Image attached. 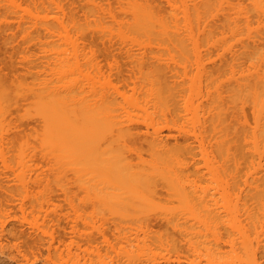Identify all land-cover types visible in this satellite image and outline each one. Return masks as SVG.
<instances>
[{"label": "bare ground", "instance_id": "1", "mask_svg": "<svg viewBox=\"0 0 264 264\" xmlns=\"http://www.w3.org/2000/svg\"><path fill=\"white\" fill-rule=\"evenodd\" d=\"M28 1L29 0H26L25 2H28ZM17 2H18V0H0V11L2 13L5 11L8 14H13V16L15 14L16 18H18V19H14L15 16L14 17H12V15H9V16H11V19L14 20V21L13 20L12 21L14 22L15 27L16 26L18 27L17 28L18 30L23 29V31H21V34L23 32H25L24 35L25 34L27 35V32H29V31H27V29L28 30L33 29L34 33L31 35L34 36L35 34H37V38H38V36H41V34H42L44 39H48V40H44L43 37L41 36L42 39L44 40V42L46 41V43H44V42L41 43L40 37L38 40L41 43V46L44 47L47 44V46H49V48H50V50L49 49L47 50L48 47L46 46L45 51H44V49L41 50L42 52L44 51L43 53H41V51H40V53L43 54V56L46 55L47 53L48 54L52 53L51 55H49V57H48L49 59H52L53 55L55 56V58L53 57V59L50 61L53 62V60H55L54 61L55 63H52V62L51 63L53 64V66L57 70L55 68L54 69L50 68L53 66L51 63L49 65V62H48L49 59L45 58L47 55L44 56L45 59H48L47 62H48L49 70L53 69L51 76L54 74V76L60 77V76H62V73H63V76L60 77V79L61 78L65 79L64 75H66V74H68V75H66L67 78L65 80L61 79L62 82L61 81L58 82L60 79L58 80V78L55 77L58 81L57 80H54V81H55V83H57V82L59 83V84L57 83L59 86V89H58L57 84L54 83V81H50L51 85L54 83L53 86H51L50 82L47 80L49 82V84H48V82H47V84L49 86H51L50 89L48 86H47V88L44 87L45 85L43 83H42L43 85L42 84L40 85L43 87L40 88L39 90H41V89L43 90V88H44V92L46 90H49L48 92H50V90H51V92H52L51 96L47 92H46L47 93L46 94V93L36 89V92L37 93L39 92V93L37 94L35 92L36 96H34V98L36 97L35 98L36 102L33 99L34 102L37 104V106L35 103L33 104L35 106L34 112H36V110H39L36 112V115H37V113H40L41 116H42V113L44 115L45 112H46V114H47V112L49 114L46 116L47 118L45 117V115H46L45 114L43 116L45 118L42 117V120H37L38 122H40V121L42 122V123L41 122L40 123L43 125H41V124L40 125L43 128H40V126H38V128L42 129L41 130L42 132L40 131L41 133L36 128V131L38 133H40L41 135H39L37 132L35 133V131L33 132V136L36 134H38V137L41 136V138H39V139L36 136L34 137L35 140H36V138H37V140H39L38 141L39 146L37 145L36 148L34 146H30V147L25 146V145H27L26 143H28V145H29V143L31 142L30 144H32L34 139L29 140L30 142L28 141V139H24L27 142L24 143V145H23L22 143L17 142L23 138H17V139H15L16 140L15 141L14 138H16V137H14L12 139V138H10V136L5 137L6 134H5V136L2 135L7 130L6 127H4V126L6 124L5 122H7L6 119L9 116H11V112H10V110L12 109L11 106H13V104H14V107H13V109H14L15 105H18V104L13 103L15 101H13L11 103L10 99L8 101L7 99L9 97H7V95H9V94H7V93H6L7 95L3 94V92L5 93V91H4V89L0 88V90L2 89V91H3V92L1 91L2 95H0V97L6 95L4 98H6L5 100H7L6 101L7 105H3V104H5L4 101H3L4 103L0 102L1 103L0 106L2 105L1 109H4L5 106H8L10 104L9 109H8V107H9L8 106V107H5V110H2V112H4V113L0 112V114H2L1 115L2 117L0 116L1 119L3 118V116L5 114L8 116L7 117L5 115L3 118V121L6 118L5 122H4L5 124L3 123L2 120H0V127L2 128V130L6 129V130H4V132H2V130H0L2 132V134L0 133V145H1L0 146V161H1L0 164L5 169V170L2 169L3 171L2 170H0V171H2L3 173H4V171H6L9 175V176H5V175H7V173L5 175L2 173V176L3 175L4 176L3 177L0 176V257L4 256V248H6L9 244H12V245L21 244V246L23 245L31 251L33 249H35V251L37 253L39 251L41 252L42 250H45L47 252H51V251H57L59 249V245H61L64 242L65 238H63V237H67L68 234L70 233L69 230H67L68 227H65V224L71 223L70 222L71 221L70 220L71 219L70 218L71 213L69 214L67 212H63L61 209H60V211H58L59 208H57L58 209L57 210L55 208L53 209V207L56 206V204L54 205L55 201L59 202V200L61 199L60 197L63 194L64 198H63V196H62V198L65 200V201H63V203L64 202L67 204L69 203L68 205L67 204L66 205L68 207H70V210L72 209L71 205L74 204L71 201L72 198L74 199V196L71 197L72 191H69L67 189V191H66L67 194L69 191V194L67 196L66 193H64V191H62V189H61V188H63V187H61V185H63L64 187H66V186H65V184H61V183L63 181V183L69 182L68 184H70V182H72V181L69 178H71L70 176L72 174H73V178H74V175H77L78 177L75 176V178L76 179L79 178L81 180V175L83 176L84 173L85 174L89 173V172H85V171H88L89 168L87 170H86L87 167H85L83 169V164H84L83 162H84V160H86L83 157V154L85 157L90 155V154L87 156L85 155V153L88 152L87 151L88 148L86 149L84 147V144H83L84 143L83 139L85 136H87V137H85V140L89 139V137L92 140L95 138V141L97 139L98 141H96V142L98 143V146H100L99 142L102 143L104 141V139L106 140L105 142H107L108 139L109 140L116 139L117 141L114 140L115 144L112 142L115 146V147L111 146V147H113V150L112 151L110 150L112 148L109 149L111 152H113L115 154H116L115 151L117 149L120 150V148H123L124 144L126 142H128V140H130L129 141L130 144H131V142L132 143L138 142L137 145L135 144V146H136L135 150H137L136 152L139 151L138 153H140V151L142 150V149L141 150L139 149V148H141L140 147L141 145H139L138 148H137V146H138V144H140L139 142H141V144H142L141 140H143L144 144L146 143L149 147V148H147L149 151L147 149H146V151L149 152L150 154L151 153L154 154V156H153V154L150 155L151 156L150 160H153L155 158L154 160L156 161V164L158 165L157 166L156 164L153 163L154 160L149 165V161H150L149 159H148L149 161H147V162L145 161L146 163L142 162L145 159H140L141 157L139 156V158H138L139 161L135 166L136 162L132 163L131 159L126 157V154L123 155V152H124L123 150L121 153H119V150H118L117 153H119V154H117V155L119 156V158H121L120 157L121 155L124 156L128 160H126L124 157H122L121 159H124L127 162H125L124 160H121V159H119L120 160L119 161L117 155L115 157L117 158V160L119 162L116 160L112 161L113 158H115L113 155H112L113 158L111 157L112 160L110 161V158H109L110 156H108V155L111 152L107 153V151H106L107 154H103V155H105L104 157L108 156L107 158H109V160L107 162L105 161V164L102 163L104 161L103 159H102L103 161H101V162L98 161L99 163L97 162V164H99L98 167H100L101 170L100 169L97 170L95 168V166H93L94 167V168H92L93 171L90 172L91 175L93 173L96 174V172H97V174H100L99 177H101V181H100L99 177H94L95 175L87 177L89 179L93 178V179H91V181H92L91 183H93L94 188H95V186H97L98 183L101 185L98 184V187H97V189H95L96 190L95 191L92 187L93 186L92 184H91L92 185L91 186V185L85 183V184H87V188H88V186L89 187L91 186L90 187L91 190L88 188L87 189L88 191H87L85 188V190L87 192L91 191L93 193V191H94V195L91 192H90L91 194L89 193L88 195H90V196L93 195L92 198H96L95 200L92 201L90 199L91 197L87 196L88 198L89 197L90 198L89 199L86 198V200H87L86 202H89V200H90V202H89L90 206H91V202H92V204L96 203L97 207L101 204L99 207L100 208L106 207L107 209L106 208L105 209H106V211L109 212L110 216L112 214H114L118 209H120L119 210L120 213H118V211L115 213V214H119L118 217L119 216L124 217V215L127 217V214L130 215L129 214L130 212H132L131 215L133 213H136L135 216L132 215V216H134L133 217L134 220H138L139 225L143 226L146 229V232H148L149 229L151 232L152 226H153V228L154 227L157 228V225H158V228H159V226H160L159 221L162 218H163L162 220H164V218L166 220V218L168 217L169 213L167 214L166 211H164L165 213H163V216H159L162 214V213H160V210L161 211H163V210L169 211L172 209L173 212L178 210L176 208H179L180 211L184 209L183 211H185V212H187L188 209L192 210V211H188V213H184L182 211H181V213L179 212L180 215H182L181 218H180V215L177 214L179 210L174 213L176 215H174L172 213L174 215L173 217L171 216V212H172L171 211L170 215H169V217L171 216V218L170 219H168L169 217L167 218L168 220H166V222H164L166 224H164L163 221L161 220L160 222H162V223H161L160 227H163V224L165 225V227H167L168 226L167 221H170L171 219H173L175 216L177 217L178 215H179V219L175 218L174 221L171 220V223L175 222V220H177V221L181 220L182 221V217H183V220L186 217L185 219L187 221H192L194 219V221H196L197 223H200V221L198 222V220H196L193 217L195 214H196L195 216H198V214L201 215L203 212L205 217L207 215V218L205 219V221H203L204 218H202L203 219L202 222H204L203 223L204 225H205V222L206 223L211 222L209 219L211 218L210 216H213V220L211 218L213 225L210 226L211 223L210 224L207 223V225H206V226L209 225V229L213 228V229H210L212 231L209 230V233H212L213 234L212 236L214 237L215 236L214 231L215 232L217 231L216 234H217V236L220 235V236H218V237H220V239L225 240L227 237L228 240H226V241L231 243L230 245L228 243V246H230V247L227 248V243L225 241V247H226L225 249L227 251L231 250V251H229V254L230 253L231 254L228 257V260L225 259L226 257H223L224 255H227L225 250H224L225 252L220 253L219 251L216 252L217 250H215L214 248H211V249H214V252L212 250V254H214L213 256H215L214 258H216L217 262L220 261V259L223 257L221 259V261L225 260V262L222 261L221 264H225V263L226 264H264V180H263L264 177L262 176V175H264V172H261L264 169L261 168L259 170L258 167L260 168V166L263 163L261 162L262 163L261 164L259 162V164H261V165L256 166L257 163L255 161H257V160H254V159H256V157H258L261 160H262V158H264V155H263L264 154V104L262 103L264 101H262V99H261V97L262 98L264 97V93H263L264 91H262L264 88V87H262V86H264V84H263L264 83V81H263L264 70L261 69V67L264 68V64H263V66H261V63H262L261 61L263 60V62H264V57H263L264 53L262 51V49H264L263 48V46H264V0H157L158 3H156V0H30L28 5H26V4L23 5L22 2H20L22 4L21 5L19 2H18L19 4ZM159 2L160 3L162 2L163 4H159ZM162 5H164L166 8L164 6L162 7ZM22 6H24V7H22ZM2 13H0V14H2ZM4 14H6V13L2 14L3 17H4ZM2 16L0 15L1 22L5 18H7L6 17L7 14L4 18H2ZM8 18H10V17H8ZM7 19L4 20L3 22L5 23L7 21ZM16 20H18L16 23L17 25L15 24ZM3 22H2V24H3ZM9 22L11 23V21H8V23L6 22L7 23L6 25H3L6 28L5 31H8V30L11 31L12 27L14 26V25H12L13 24V22H12V24H11L12 27H10ZM10 33H12V32H10ZM10 33L8 35L10 40L6 36L9 41H11V39H14L13 38L14 36L13 37L11 36V35H14V33L13 34H10ZM30 33H32V32L30 31ZM30 33H28L29 36H30ZM24 35H22V37ZM92 35L93 36L96 35V38H94ZM33 36H31V37H33ZM35 36H34V38H35ZM25 37L26 36H24L22 38V39H24V41H28L30 43V42H33V40H34V42L37 41V43L40 44L37 39H33V38L28 39V36L25 39ZM94 39H96L97 42L99 41L97 43L98 45H99V43H101L100 44L101 46L100 45L99 46L101 47L102 54L104 53L103 54L104 57L101 56L102 54L100 56L103 57L102 61H104V58L107 61V63H104L103 66L108 65V67H109V65H110L112 67L113 63L110 62L111 60L114 62V65H116V67L113 66V68H112L115 70H112L111 67L108 68L109 71L111 72L110 75L113 74L112 72H114V75L119 76V78H117V80L121 79L123 81L124 80L123 78H124V75L126 74L127 68L125 70L124 69L121 70V68H124V67H123V65H121L122 61H119V60H121V59L123 60V58H124V60H126L124 63H126L127 65L129 64L131 66L130 70H128L129 73H127V75H129V77L132 75L133 78L131 77L130 79L133 82H131V83L135 84V86L139 80L140 84L138 82L137 86L138 87L140 86V88H138L139 90L138 89L136 90V87L134 85H132V87H134V89L131 90V94L130 93L129 94L132 95V92H134L136 90V92L137 91L140 92V94H138V92H137V94L141 95L142 96V97L140 96L141 98H138L139 96L136 97L137 95L135 96V92L133 93V95L135 97H130V95L129 94L127 95L126 93L120 94V92H119L118 96L121 95L122 98H125L122 96L124 94V95H127L129 97L127 98V96H126L127 99L125 98L126 99V100L124 99L125 101H123V99L119 98V97H118L119 99H116L117 97H113L114 95L117 96L116 91H113V90L118 91L116 86H115L116 88L112 90V93H110V95L108 94L109 96H107V94H105L107 91V90H105V84L108 86L110 84H107L105 82L109 81L108 83H110L111 78L114 76L111 75L110 79H107L108 74H106V73H109V72L105 73L104 70L103 71L100 70L103 68V66L100 65L101 63L99 64L100 65L99 69L96 67L95 64H93V65H95L94 66V67H96L95 69H97V71H99L98 72V73H100L99 77L102 75L104 77V80L102 79L103 77H101L99 79L100 82L103 81L105 83V84H103L104 86H101V88L103 87L102 89L104 90V93H102V95H99V92L101 93V91H102V90L100 91V89H101L100 88L97 91L98 94H93V97L91 96L92 95L91 94L90 95L91 97L89 98V96L86 94L87 91L89 90L91 93H93L95 91H93V89H91V90L89 89V87H92V84L94 82L92 83V80L89 81V80H87V78L89 79L88 76H90V75H91L90 78L93 77V75H94L93 73H95L93 71H95V70L91 71V67H93L91 62L89 63V61H87L86 59H85L86 61H83V57H85V55L87 56V54H84L83 52L86 53V49L88 50V46L90 49L91 44L92 45L94 44V46L95 45L97 46V44L94 43V41H96ZM8 40L6 39V41H8ZM6 41L4 40L5 44H6ZM9 41L7 43H10ZM32 44L35 47L36 46H38V48L40 47L38 44L35 45L36 43H32ZM42 44H44V45H42ZM43 47H40V48H43ZM52 48H53V50H52ZM102 48H103L104 52H103ZM46 51H47V53H45ZM95 55H96V53H95ZM108 59L109 60L111 59V60L109 61ZM117 59H119V60H117ZM211 60L215 61V62L219 60L220 63L216 62V65H214L212 67L213 63L211 62ZM81 61L86 62V63L88 62L87 64L90 68L88 66H85L86 63L84 64ZM106 61H104V62H106ZM108 61H109V63H108ZM208 61H210L211 63H208ZM47 62H46V64H47ZM119 63H120V66L118 65ZM218 63H219V66L217 68L216 66L218 65ZM89 64H91V66ZM126 64H125V67H127ZM207 64L209 67L207 66ZM210 64H212V65H210ZM83 66H84V68H83ZM101 66H102V68H101ZM221 67L223 68V70ZM36 68H37V66H36ZM214 68L216 70L217 69L218 70L216 71ZM128 69H129V67H128ZM51 70H50V72H51ZM88 70H89V72H88ZM213 70L215 72H218L221 70L222 72L225 73V75L223 74L225 76L224 77L221 75L222 72L220 71V74L218 76L219 78L221 77L220 80H223L222 77H224L225 78L224 80L226 82H228V83L230 81H233V82H230L231 84L230 83L228 84V83L224 82V80H223V82L221 81L222 83L216 84L215 79L217 78V81H218L217 75L219 72L216 74ZM90 71L93 73L91 74ZM101 71L103 73H105L106 76H104V74ZM105 71H107V66L105 68ZM123 71H125V72H123ZM226 71H228V72H226ZM43 72H45V71L43 70ZM134 72H136V73H134ZM57 73H59V74H57ZM87 73H90V74H88V76H87ZM227 73H228L229 77H231L230 75H232L233 79L227 77V75H226ZM55 74H57V75H55ZM127 75H125V76L127 77ZM136 75L138 76L137 78H136ZM48 76H46V77H48ZM54 76H52L53 77L52 79H55ZM69 76H72V77H69ZM180 76H182V78ZM36 77H38V76H36ZM43 77H44V75H43ZM68 77L70 78L71 83L69 82ZM171 77H173V78L177 77L176 79L174 78L177 83L180 79H183V77H185V79H183V80H185V82H186V78L190 77V78H187V80H188L187 82H189V84L188 83L185 84L184 81L182 83H180V81H179V83L183 84V86H185V85L187 86V84L189 86H187V88H184L179 83L178 84L176 83L177 87H176V85H174V87H170V84L171 85L173 84V83L169 82V81H171ZM178 77L180 78L179 80H178ZM108 78H109V75H108ZM173 78H172V80L174 81ZM228 78L231 80H229ZM91 79H94V77ZM168 79H170V80L168 81ZM226 79H228V80H226ZM66 80L68 81V84L66 83L64 85ZM134 80L136 81V83ZM166 80H167V83H166ZM40 81H41V79H40ZM88 81L91 83V85H88V84H90ZM96 81L98 82V80H95V82ZM100 82L97 85H99V86H100V84L102 85V83H100ZM69 83H70V85H69ZM112 83L113 82H111V85H112L111 87L107 86L108 90H111V88H113ZM260 83H262L263 85ZM32 84H30V86ZM37 84H38V81H37ZM61 84L64 86L62 87ZM226 84H228V85L226 86ZM54 85H56L57 88H53V87H55ZM66 85H69V86L65 87ZM224 85L226 87H224ZM259 85L260 86L262 85L261 86V88H262L261 92H260L261 88H258ZM95 86H96V84H95ZM179 86L183 87L184 90L185 89H187V90L183 91L182 88L179 89ZM34 88H35V86H34ZM60 88H62L63 90L62 89L60 90ZM175 88H178L179 90H177ZM15 89H16V87H15ZM181 89H182V92H181ZM187 91L189 94H187V96L184 97L183 95H185V93ZM18 92H20V91H18ZM27 92H28V90L26 91V93ZM90 92L88 94H90ZM179 92L181 93V95L180 94H179L180 96L176 95V93L178 94ZM42 93H44V96L41 97V95H43ZM75 93H77L76 94L77 96H82V97H77L75 95ZM107 93H109V91ZM82 94H84V95L86 94V96H88V97L83 96ZM224 94L226 96H223ZM19 95H22V93H20ZM47 95L50 96L49 97L50 99H48L46 97ZM111 95H112V98H114V100L110 99ZM194 95H196V96L194 98L192 97V99H190L191 98L190 96H194ZM96 96L100 100L97 99ZM176 96H178L177 97L178 99H176ZM188 96H189V98H188ZM43 97L44 98L46 97L45 99H47V100L43 99ZM94 97H96V99L98 100L96 102V104H95V102H93L96 100ZM181 97L182 98L184 97V99H181ZM186 97L188 99H186ZM196 97L199 100H197ZM225 97H226L227 102H226V100L224 101ZM240 97H241L240 100H242V101L244 98L246 99V97H247L248 98L247 101H244V103H247V104H244V103L242 104V101H238V99H237L238 102L236 103V101L234 99L240 98ZM227 98H229V101ZM249 98H250V101L252 100V98H254V102L251 101L252 103L250 104ZM16 99L17 98L15 97V99H13V100H16ZM18 99H19V97H18ZM22 99L24 101H26L27 96H26V98L23 97ZM88 99H90V100L93 99V101L91 100L92 102H89L90 100H88ZM115 99L118 102H115L116 101ZM120 99H122L123 104H121ZM193 99L194 100L196 99V102H195L196 104L193 102L194 101ZM230 99H231V102L233 99V102H232L233 104L230 102ZM0 100H3V99H0ZM21 100H19V101H21ZM29 100H30V98H29ZM181 100H184V102ZM41 101H44V102H41ZM99 101H100V104H98ZM180 101L183 102L184 104H181ZM8 102H10V103H8ZM38 102L39 103L41 102L40 103L41 105L44 103L42 105V107H44L43 109L41 108V105L38 104ZM67 102H68V104H67ZM124 102H126V103H124ZM179 102H180V104H179ZM228 102H230V104ZM69 103H71V104H69ZM90 103H93V104H90ZM116 103H118V104H116ZM46 104H49L51 106H49V108H48V105H46ZM54 104L58 105V107H56V105H54ZM38 105H40V108ZM52 105L55 106L57 109H55V107L53 109ZM29 106H31V105H29ZM59 106L61 107V109L59 108ZM93 106L94 107L98 106L99 117H97V113H95V112H97V110L94 109L95 111L94 112L92 111L94 114V117L92 116V118H97V119L99 118L98 120H100V122H103L104 124L103 123H101V124H103L104 126H102L103 128L101 127L100 129H98V127H100V126L97 127V125L98 124L100 125V122H98L97 119H94L95 121H97V123H96L93 120L95 125H96V127L94 125V127H95L94 128L92 125L94 123L91 124L88 121V124H87L86 119L85 120L83 119L84 120L83 122H85V124H86L84 126V128H85L84 129L83 124L81 125V123H83V122H81L82 120H80V118H82V117L79 114L81 113L83 115V113H85V111L87 113H89L90 110H92ZM229 106H231V107H229ZM66 107H67V111H68V108H70L69 112H71L72 115L70 113H68L70 115H66V113H67ZM246 107H248V108L250 107L252 115H253L252 116L253 117L252 122H251L252 126L250 123L247 124L248 121H246V120H248V119H245V117L247 118V116H246V113L243 112V110L245 111ZM233 108L236 111H238V116L241 115L240 118L236 117L237 115L234 116V114L236 113L234 111L235 113L232 115L235 117V118L233 117L234 119L237 120L239 118L240 120H242L241 117L244 116L243 125H244V127L246 126L245 129H243L244 128V127L242 128L243 125L240 122H238L239 119L237 120V122H235L236 124H239V123L241 124L240 126L237 125V127L239 126V128L243 129L242 130L243 132L240 131L241 134L237 132V130L239 131V128H237L236 125H232L233 130H231V132L229 130L232 127L230 125L232 123V121L229 123L230 117H228V116L233 113V110H234ZM45 109H46V111H45ZM52 109L54 110L53 112L56 115L53 114V112L51 111ZM63 109H65V111H64V112H66L65 114H64V112L62 113V111H61ZM230 109H231L232 113L229 112L230 114H228V116H227L226 113H227V111H230ZM55 110L57 111V113ZM78 110H79V113L77 112ZM87 110H89V111H87ZM58 111H60V112L58 113ZM8 112L10 113V115L7 114ZM49 112H51V114ZM243 113H245V115H242ZM95 114H96V116H95ZM24 115H25V113H24ZM36 115L33 116V120H34V117H36ZM87 115H91V113L87 114ZM167 115H168V117H166ZM225 115H226V117H228V121H227V118L225 117ZM169 116H170V118H169ZM21 117H24V116H21ZM171 117H173V118L171 119ZM28 118H30V117H28ZM37 118L38 119L40 118L39 114H38ZM73 118H74V120H73ZM90 118H91V116H90ZM167 118H168V120H167ZM174 118H176V119H174ZM233 118H231V119H233ZM9 119L10 118H8L7 120H9ZM22 119H24V118H22ZM180 119H182L181 122H183V125L179 127L178 126L179 123L177 125L176 121L177 120L179 121ZM234 119H233V124H235ZM26 120H27V117H26ZM26 120H24V121H26ZM1 121L4 124L3 126L1 125ZM27 121H29V120H27ZM90 122H92L91 119H90ZM227 122L229 124H227ZM89 125H90V127H89ZM142 126L145 129L144 131H143V129H141L142 131L139 129L140 127L142 128ZM3 127H4V129H3ZM11 128L9 127L8 129H11ZM86 128L87 129L89 128L88 130L92 129V130H90L91 133H90V131H89V133H86V132H88ZM162 129H165L164 131L166 132V134L163 133ZM166 129L169 132L170 131L173 132V130L175 129L177 131V134H178L177 137L178 138L176 137V135H177L176 131H175V133H173L176 135H173V134H171V132L168 133ZM98 130H100V131L98 132ZM95 132H97V133H95ZM100 132L104 136L99 135V134H101ZM11 134L13 135V133H11ZM90 134H91V136L94 135L95 137L94 136H93L94 138L91 137ZM96 134L99 136H97ZM181 134L185 135V137H186V138H184L182 136V138H184V140L182 138H181V140L184 143L188 142V144H185L184 146L188 145V147H189V145H190L189 141L194 140V141H196V145H197V143L199 141L201 144L205 140L206 142L208 141V143H209L208 146L210 148L208 146H206L210 149V151H209V149H208V151L211 152L213 149V151L215 152V153L211 152L208 154H211L210 159H212V154H214L212 162L214 160V163H215L216 158H217L216 164L212 163L214 165L211 164L209 166L210 167L209 168L208 164H207L209 158L207 157V154H205V156L208 158L207 159L205 157V159H207V160L204 159L205 162L207 161L206 162L207 165L205 164V162H204L205 165H203L206 168L208 167L210 170H211V168H213V170L210 171L213 173L208 172L209 171L208 168L206 169V170H208L207 171L208 174L210 173L212 175V177L210 175L206 174L207 172H202V171L197 172L196 171V173H198V174H200V173L204 174L205 173L206 175H208V177L206 175L203 176L201 174L199 176L200 177L202 176L204 178H205V176H206V178L210 177L212 179L214 185L212 184V182H211V184L208 183L207 181L205 182V180H208V181L211 180L210 178L205 179V180L202 178V181L204 180L203 182L205 184H209L210 187H211V185L213 186V188H214V186H216V188L221 190V192L217 191V192H219L218 195L216 194L217 192H214V191H216V189L211 190V191L209 190L212 195L209 194L211 197H209L208 195L207 196L209 198L208 200H210L214 196L213 193H215V197H216V195L218 197L220 196L221 202H219V204L222 203L220 205H222L223 208L220 205H219V207H221L222 210H224V211L226 209V211L224 213V214H226L225 215L226 218L222 217L223 212L221 211V209H219V211H220L219 212L217 209L219 207H217L215 205L216 203H214V202H217L218 197H217V199L212 198L213 201L215 200L214 202H211L212 199H211V201L206 200V198H207L206 194L210 193L209 191L207 193H205L208 190L207 189L205 191V189L207 188L206 187L207 185L202 186V184L200 183L201 188L197 189V188L193 187V184H197V183L199 184V182H201V180H198L195 182V181H192V179H191L190 181H192V182H190V181L188 182L187 181V179L189 178L188 175H191L189 173L187 175V177H188L187 179L184 177V176H186L187 171H189L187 168L184 167V165H186V164H184V163H186L185 160H183L184 162L182 161V163H181V165L183 164L182 166L187 170L185 172L183 170L184 168L181 169L182 171L180 169H178L180 162H176V164H178V166H176V164L174 163L177 160V158L180 156L179 154L183 153L182 151H185L184 148H186V147L182 146L183 144H181V146L183 148V149L181 148L182 150L179 149V151H181V152L178 153L179 151L176 150V149H178V147H180L179 143H178L179 146L177 145V141H179V138H180L179 136H181ZM239 134H240V138H238ZM80 135L82 138L80 137ZM83 135H84V137H83ZM141 135L144 137V139L140 138ZM236 135H237V137H236ZM31 136H32V134H31ZM17 137H19V136H17ZM103 137H105V138L102 139ZM137 137H139L140 139L139 138L137 139ZM8 138L12 139V140H10V139L9 140L11 141V143L13 142V144L15 141L17 146H16V144L11 145L10 141L7 140ZM125 138L128 139V140H126V142L123 141L125 143L119 142V141L124 140ZM130 138L133 139V141ZM187 138L188 139L194 138V139L188 140ZM5 139L7 140V143H4V141L6 142ZM81 139H82V141H81ZM99 139H100V141H99ZM118 139H119V141H118ZM169 139L170 140L173 139L171 141L172 142L174 141L175 143L174 144L171 143ZM220 139H221V141H220ZM222 139H225V141H226V142L223 141L224 142L223 145L226 144V147L224 146L225 148L221 145ZM226 139L230 140V143H231L230 145L227 143L229 141ZM134 140H135V142H134ZM136 140H138V141L136 142ZM186 140H188V141H186ZM197 140H198V142H197ZM8 141H9V145H11V146H9L10 149H11V147H14V148H12L13 150L11 149V151H13L12 153L9 150V147L6 148L7 146L5 147L3 145V143L8 145ZM77 141H78V143L79 142L81 143L80 146L77 143ZM92 142L94 143V141H92ZM92 142L90 141L91 144H92ZM109 142H111V141H108V144H109ZM204 142L202 144H204ZM34 143L33 144L36 146L37 142L35 141ZM129 143H126V145H125L126 148H128L127 144H129ZM167 143L168 144L170 143V145H167ZM212 143L214 145V148L216 147L215 149H217V150H214V148L211 149ZM19 144H21V145H19ZM105 144H106L105 147L101 146L102 149L112 145V144H110L108 146L107 143H104L101 145H105ZM119 144H121V145H119ZM200 144H199V146H200ZM18 145H19V148H17ZM116 145L117 146L119 145V147L116 148ZM132 145L133 144H131L130 145L131 147L130 146L129 147H130V149L133 150L134 148H132V147H134V145L133 146ZM147 145H146V147H147ZM150 145L152 146V148ZM172 145L174 146L175 152L177 151L176 153H178V155L174 152V148L173 149L171 148ZM154 146H157V148L159 147L158 150L156 147H155L156 149H153ZM168 146L172 149V150L170 149L171 152L168 151L169 150ZM176 146H178V147L176 148ZM220 146H222V147H220ZM15 147L17 149H15ZM78 147H80V148L78 149ZM97 147L95 149L96 150L100 149V152H101L102 151L101 148L98 147V149H97ZM206 147H205V150H206ZM227 147H229V149H227ZM90 148H93V147H90ZM161 148H163V150H161ZM165 148H167V150H165ZM187 148H186V151L188 150ZM195 148H198V146L197 147L195 146ZM201 148H204V146H202ZM14 149H15V151H14ZM84 149L86 152L83 154L80 153L81 150L84 151ZM107 149L108 148H106L105 150H107ZM114 149H116V150H114ZM191 149L192 148H190V150ZM220 149L223 152H221ZM223 149H225V150H223ZM105 150L103 149V153H105L104 152ZM90 151H91V149H90ZM155 151L160 152V153H158V152L156 153V154H158L157 157L159 156L161 158V160H159V164L157 161L158 158L156 159ZM162 151H163V153H162ZM164 151L165 152L168 151V152L164 153ZM218 151H220V152H218ZM14 152H16V153H14ZM205 152L203 149L202 154ZM99 153H97V151H96V154L93 157V159H88V160L93 161L94 158L97 157L96 155ZM161 153L164 155L161 156ZM195 153H197V152H195ZM220 153L221 154L226 153L225 154L226 157L224 156V158H223V156H222L223 159H227V156L229 157L228 160H226V161L223 160L225 164L223 162L221 163V164H224V166H222L220 164V162L218 161V160L222 161L221 160L222 158L220 157ZM91 154H93L92 151H91ZM142 154H144V153H142ZM166 154H167V157H166ZM174 154H175V156H177V158H175ZM217 154L219 155V157L215 156ZM101 155H102V153H101ZM92 156L93 155H90V158ZM102 157L103 156H101L100 159ZM152 157H154V158H152ZM172 157L174 158V162L172 161L173 160ZM162 158H164V159L166 158L165 159L166 162H169V161H170L169 163L172 162L171 164H173V166L175 164L174 167H177L178 170L173 171L174 167L171 168L172 167L171 166V167H169V169L171 168L172 170L171 169H170L171 171L168 170L169 171V173H168L167 168L171 164L166 163L165 161L163 162L164 159H162ZM251 158H252L253 162L250 161ZM97 159H98V157L94 161L96 162ZM168 159H169V161H168ZM129 160H130L131 164L128 163ZM180 160H182V159H180V157H179L178 161H180ZM190 160H191V158H190ZM160 161H161V164H160ZM227 161L228 162L230 161L229 162L230 165L227 164L228 163ZM209 162H211V161H209ZM218 162H219V164H218ZM263 162H264V159H263ZM41 163L46 164L45 168L42 167L43 164L41 165ZM74 163H75V165H74ZM147 163L149 166L147 165ZM38 164H40V166ZM70 164H72L73 166ZM88 164L93 165V162L92 163L88 162ZM144 164L148 166V169L150 168L148 172L145 171L147 167ZM165 164H167L168 166H165L166 168H163V166ZM254 164H255V166H254ZM37 165L40 167L39 171H37V169H38ZM47 165H48V167H47ZM77 165H79V166H77ZM89 165H84V166H89ZM100 165H103V166L101 167ZM137 165H138V167L140 166L139 169L135 168L132 170L133 166L137 167ZM159 165L163 169L160 168ZM196 165H197V163H196ZM68 166H70L72 168H70ZM81 166H82V168H80ZM182 166H179V168H181ZM263 166H264V164L261 167H263ZM75 167H79L80 170L78 168H75ZM91 167L92 166L90 165L89 171H91ZM143 167H146L145 170ZM186 167H188V166H186ZM140 168H142V169H140ZM226 168H228L229 172L226 170ZM41 169H42V171H40ZM60 169L62 171H60ZM95 169L97 170L96 172H95ZM63 170H67V172L64 171L65 172L64 173ZM150 170H152V172ZM206 170H204V171H206ZM73 171L75 173H72ZM193 171H194V169H193ZM256 171H258V173ZM31 172L33 174L32 176H34V179H32L33 177L31 178V176H30ZM33 172H35L36 174H34ZM38 172H40V173H38ZM70 172H71V174H69ZM166 172L169 175H167ZM183 172L185 173V175H183V177H182V174H184ZM60 173H62L61 174L62 177H60L61 176V175H59ZM66 173H68V174H66ZM90 173L86 174V175H90ZM253 173H254V176H256V177L252 176ZM255 173L258 175H259V173L260 174L262 173V174L257 177V175H255ZM0 175H1V172H0ZM65 175L67 177L69 176V178L64 181L63 178L64 179L66 178ZM51 176H52V178L58 177L56 179L57 182H59L61 180L59 178H62L61 182H59L60 185L58 186V187H60V190H59L60 192H58V190L56 189L57 194L54 192L55 190H52V188L54 186H52V188L50 186V184H53V182H56V180L52 182V180H53L52 178H51L52 180L49 179V177H51ZM96 176H98V175H96ZM169 176L172 178H170ZM180 176L182 177V179L184 178L186 180V182H188L189 184L192 183L191 186H187L189 184L186 183L185 180L183 182L181 180V183H183V184H181L179 182L181 179ZM160 177H162V179L164 177V179L161 180ZM200 177H199V179H201ZM9 178H11V179H9ZM157 178H159L158 180H160V181H158ZM226 178H228V179H226ZM76 179H73L74 182L71 185L78 184L75 182ZM79 179H77V180L79 181ZM89 179H84V180H87V182L88 181L90 182ZM151 179H154L155 181H153ZM67 180H68V182H66ZM84 180H82L81 182H83ZM164 180L166 181V183ZM193 180H194V178H193ZM152 181H153V184L151 185ZM214 181H215V183H214ZM159 182H161L160 186L163 187V188L161 187V190H163V189L165 190L164 187H167V191L169 190L168 192L172 191L171 193H167V191L165 192L163 190L165 194L167 193L169 195V197L167 195H165L164 197L167 196L168 198H171V199L176 197L177 203L175 204L176 201H174V205L176 206V208L173 205H171V207H168V205L170 203L171 204L173 203V200L170 202L168 199L166 202L167 204H165L166 199L165 200L163 199L164 200V203H163V200L159 199L162 196H160L159 198L157 196H155L158 194L160 195L161 192L163 193V191L156 189V188L160 187V186H158ZM193 182H195V183H193ZM154 183H157V185H155ZM185 183H186V187L189 188V190H187V188L185 187V185H184ZM54 184L56 185V183H54ZM80 184L82 186L84 185L83 183H79L77 186L82 187ZM198 184H197V186H198ZM200 184H199V186H200ZM57 185H58V183H57ZM153 185H155L156 187ZM217 185H218V187H217ZM58 187L56 186V188H58ZM202 187H203V189H202ZM190 188H194L193 189L194 191L196 189H197L196 191H198V190L201 191V189H202L201 193L203 192V190L205 192L203 193V195H201L200 193L198 194V192L196 193V191L195 192L193 190L191 191ZM63 189L66 190L65 188H63ZM173 192L175 193V196H174ZM162 193H161V195H164ZM172 194H173V196H172ZM147 195L149 196L150 199L147 197ZM153 195H154V197H153ZM69 197L71 200L69 199ZM58 198H59V200H57ZM222 198L224 199L225 202L223 201ZM63 199H61V200H63ZM151 199L154 201L157 199L158 203L159 202L163 203V206L167 205L166 209H165V206L163 207L162 205H160V203L159 204L156 203L157 201L153 202V201H151ZM66 200L68 202H66ZM205 200L208 203L209 202L211 204L214 203L215 206H213V205L211 206L210 203L207 204V202ZM149 202L152 203L153 205H151ZM178 202H179V204H178ZM197 202L201 203L202 206L200 204H198L199 207L196 206ZM180 203L181 204L182 203H184V204H188V203L189 204L190 203L195 204V207H196L195 212L198 211V208L201 209L204 207L207 209L206 205L209 206L210 208H209V210L208 209L207 210L205 209L203 211L201 210V213H200V211H198L199 213H195V212H193L194 207L190 208V206H189V208H188L187 206L185 207L184 204H183V206H181ZM202 203H206V205L202 204ZM96 204H95V207H96ZM177 204H178V206L180 205L182 208L177 207ZM217 204H218V202H217ZM103 205H105V206H103ZM106 205H108V206H106ZM49 206L51 208V211H50ZM73 206H74L73 208L75 209L76 206L75 205H73ZM145 206H147L146 209H144ZM158 206L160 209V210L158 209L159 212H157ZM150 207H153V208H150ZM183 207H185L186 210ZM87 208H88V205H87ZM103 208H101V210ZM108 208H110V209L108 210ZM116 208H117V210H116ZM168 208H171V209H168ZM174 208H175V210H174ZM214 208L217 209V211H218L217 214H215V211L213 210ZM113 209H115L116 211H114ZM147 209H148V211H147ZM150 209H151V211H150ZM154 209H155V211L157 210L156 214L160 213L158 215V218H161V219L158 220V218H156L157 215L153 214V213H155ZM48 210L50 211V213ZM81 210H82V208H81ZM210 210H213V211L209 212ZM122 211H124L125 213L124 212L122 213ZM127 211H128V213H127ZM207 211L209 212L210 215L207 214L208 213ZM137 212H140L141 214L138 213V215H137ZM146 212L147 213L152 212V214L156 217L150 218L149 217V215L151 214L150 213L149 215H146V216H144V218H142L143 215L147 214ZM205 212H206V215H205ZM183 213H184V215H183ZM190 213L192 214L193 219H191L190 215H188L189 216L188 219H191V220H188L187 219L188 216H186V214H190ZM193 213H195V214H193ZM219 213L221 216H219ZM79 214H81V213H79ZM102 214H103V212L101 211V214H99L100 215L99 217H101L100 220L103 221L104 220L103 217L105 215L101 216ZM152 214L150 216H153ZM211 214H214V215H211ZM72 215H73V213H72ZM106 215H108V214H106ZM131 215H130V217H131ZM138 216L139 217L141 216L142 219H139ZM201 216H203V215H201ZM208 217H209V219H208ZM220 217H222V219L223 218L224 219L222 220ZM128 218H129V216H128ZM154 218H156V219H154ZM197 218H200V216H198ZM40 219L42 222L40 221ZM116 219H118V218H116ZM207 219H208V221H206ZM111 221H113V220H111ZM187 221H185L186 224L188 223ZM185 222H181V224L183 226L181 224H180V226L182 228L183 227L185 228V226H187L186 230L188 232H186V231L185 232H186V235L188 234L187 235L188 239L191 240L192 237L194 238L193 240H191L192 242L189 243V246H188V240H186V237H184L185 234H181V233L180 234H181L182 239L187 241V245H186L187 248L191 247L193 249L192 250L191 248H189V249H191L190 251L192 253H195V255H192L193 259H194V256L197 255L196 254L197 251L199 254L200 253L199 250L202 249V248L196 249V248H198V247H195V244L198 243V242H196L197 239L202 238L201 240L203 242V238L208 240V237L209 236L211 237V234H209L208 231L206 230L207 227L205 228V226H203V224L201 225V223L198 224V225H201L200 227L197 226L196 228H194V227L190 228V226L192 227V225H193V224H190L192 222H189L187 225L185 224V226H184L183 223H185ZM196 222H194V223L196 224ZM62 223H65V224H62ZM115 223H117V222H115ZM115 223H114V226H116ZM87 224H89V223H87ZM168 224H169V222H168ZM177 224H176V226H173V225H175L173 223L172 224L173 228L177 227L179 225V224L178 225ZM195 224H194V226H196ZM224 224H226L225 227L228 229V231L225 227H223ZM45 226L49 227L50 231L52 230V233L50 234L49 238L43 236L46 234V232L43 230V227H45ZM118 226H120V225H118ZM110 227H111V224H110ZM143 227L142 228L140 227V228L143 229ZM201 227H202V229H200ZM72 228H74V227H70V230L73 233ZM214 228H216L217 230H215ZM221 228H224L227 232H229V233H227L226 231H223L226 233V235H225L226 237L222 236L223 232L220 233ZM88 229H90V228H87V230ZM134 229H136V228H134ZM176 229H177V233H179L181 231L183 233H185L183 230H181L179 228H175V230ZM191 229H192V232L190 231ZM154 230H155V228H154ZM199 230L200 231L202 230V232L205 230L208 233V235L206 234L205 231L203 232V234H202V232H200V234L202 236H205V234H206L208 237L207 236L202 237L201 235H199V233H198ZM90 231H91V229H90ZM99 231H100V229H99ZM193 232L197 233L200 236V238H198L199 236H197V235L194 236ZM100 233H102V232H100ZM65 234L67 236H64ZM94 235H95V233H94ZM190 235H192V236L190 237ZM196 236H197V239L195 238ZM221 236L223 238H221ZM213 237H212V239H213ZM93 239H95V238H93ZM93 239H91V240H93ZM195 239H196V241H195ZM204 241H206V240H204ZM206 242L208 243V241H206ZM137 243L139 244V242H137ZM131 244H133V243H131ZM136 244H134V245H136ZM190 244L191 245L194 244V245L191 246ZM196 246H200V245L198 244ZM135 247H134V249H135ZM223 247H224V245H223ZM189 249H187V250L189 251ZM129 250H131V249H129ZM202 250L204 251L205 249H202ZM205 251H207V250H205ZM221 251H222V249H221ZM215 252H216V254L219 253V256H221V257L218 256L219 260L217 259L218 257H216L217 255H215ZM202 254H204V253H202ZM222 254H224V255H222ZM199 255H197L195 258L197 259V257ZM125 258H127V257L125 256ZM150 258H152V257H150ZM214 258L212 257L213 260H214ZM186 259L187 258H184V261H186ZM201 259H197V260H201ZM2 260H4V259H2ZM177 260H179V259H177ZM167 261L168 260L166 258V260H165L166 264H170V262H172L171 264H181L182 263L181 261H177V262L175 261V263H173V261H170V260H169L170 262L168 261V263H167ZM192 261H194V260H192ZM192 261H191V263H193ZM227 261H228V263H227ZM119 263H120V261H119ZM186 263L187 262H185V264ZM203 263H204V260L201 264H203ZM183 264H184V262H183ZM187 264H189V263H187ZM204 264H206V262ZM212 264H214V263H212ZM215 264H216V262H215Z\"/></svg>", "mask_w": 264, "mask_h": 264}, {"label": "rangeland", "instance_id": "2", "mask_svg": "<svg viewBox=\"0 0 264 264\" xmlns=\"http://www.w3.org/2000/svg\"><path fill=\"white\" fill-rule=\"evenodd\" d=\"M20 0H18V2H19ZM26 1V0H25ZM24 0L22 1H20V2H22V4L23 5H28V3H29V1L28 2H25ZM17 2V3H18ZM19 2V3H20ZM18 3V4H19ZM156 3H158L157 2V0H156ZM21 4V3H20ZM21 4V5H22ZM159 4H163L162 2L160 3L159 2ZM165 5V4H164ZM164 5H162V7L164 6ZM166 6V5H165ZM164 6V7H165ZM22 7H24V6H22ZM166 8V7H165ZM20 12V11H19ZM0 13H2L1 11H0ZM3 13H6L7 14V16H6V14H4V17L6 16L7 18L8 17H10V18H5L4 20H6L7 19V23H8V21H11V23L9 24V26L10 27H12L11 26V24H12V22L14 21L13 19H11V16H9V15H12V17H14L15 16V14H14V16H13V14H8L7 12H3ZM2 13V14H3ZM2 14H0L1 16H2ZM19 14V13H18ZM3 16H2V18H4ZM0 19H1V17H0ZM14 19H18V18H16V16L14 17ZM4 20H2V22L4 21ZM13 20V21H12ZM17 21L18 20H16V22H15V24L17 23ZM2 22H1V20H0V88H2V89H4V91H5V93L2 91V89L0 90V95H2L1 93L3 92V94H9V95H7V97H9L7 100L9 101V99H10V102L12 103L13 101H15V102H13V103H16V104H18V105H15V110L13 109V107H14V104H13V106H11L12 107V109L10 110V112H11V116H7L6 114V116L8 117V118H10L9 120H7L6 118V121L7 122H5V119H4V121H3V118H4V116H3V118L1 119V115L2 114H0V120H2L3 121V123L5 124V126L4 127H6V129H4V127H3V129L4 130H6L5 132H4V130H2V128L0 127V130H2V132H4L3 134H2V132L0 131V133L3 135V136H5V134H6V136L5 137H8V136H10V138H14V137H16V138H14V140L15 139H17V138H23V139H20L19 141H17L18 143L20 142V143H22L23 145H24V143H26L27 141L26 140H24V139H28V141L29 140H32V139H34L35 140V136L36 137H38V134L39 135H41L40 133L42 132L41 130L42 129H40V128H43V127H41V125H43V124H41L40 122H38L37 120H42V117L46 114V112H45V114L43 115V113H42V116L40 115V113H37V115H36V112L37 111H39V110H36V112H34V108H35V106L33 105L35 102H36V100H35V98H34V96H36V94H35V92H36V89H40V88H42L43 86H40L42 83L45 85L44 87H46L47 88V86L49 87V89L51 88V86H53V84L55 83V81L54 80H57L56 78H58V80L60 79V77H62L63 76V73H62V76H60V77H57V76H54V74L52 75V76H54V78L55 79H52L53 77L51 76V74H52V70L55 68L54 66H53V64L52 63H55L54 61L55 60H53V62L52 61H50V60H52L53 59V57L55 58V56L53 55V57H52V59H49L48 57H49V55H51L50 53L48 54L47 53V51L45 52V53H47L46 55H44V56H46L45 58H48L49 59V65H50V63L52 64V66L53 67H50V68H53L52 70H51V72H50V70H49V66H48V62H47V60L48 59H45L44 58V56H43V54H41V53H43L44 51H45V47L47 46V44H46V46H41V43H43L44 42V40H48V39H44V37L42 36V34H41V36L43 37V39H42V37L41 36H38V38H37V34H35L34 36H35V38H34V36L33 35H31V34H33L34 32V30L33 29H27V31H29V32H27V35L25 34L24 35V33L25 32H23L22 34H21V31H23V29L22 30H18L17 28V26L15 27V25H14V22H13V24L12 25H14L13 27H12V29H11V31L10 30H8V31H5L6 30V28H5V26H3V25H6L7 23L5 22H3V24H2ZM17 25V24H16ZM2 26V27H1ZM7 27V26H6ZM8 28V29H9ZM30 31L32 32V33H30ZM10 32H12V33H10ZM18 32V33H17ZM9 33L10 34H13L14 33V35H11L14 39H11V41H9L10 40V38L8 37V35H9ZM28 33H30V36L28 35ZM36 33V32H35ZM22 35H24V36H28V39L29 38H33V39H39V37L41 38L40 40V42H39V40H38V42L40 43V44H38L37 43V41L36 42H34V40H33V42H28V41H24V39H22L23 37H22ZM40 35V34H39ZM9 38V40H8V38ZM19 36V37H18ZM31 36H33V37H31ZM93 36V35H92ZM26 37H25V39H26ZM94 38H96V35L95 36H93ZM21 38V39H20ZM6 39L10 42V43H7L8 41H6ZM30 39V40H31ZM4 40L6 41V44H5V42H4ZM22 40V41H21ZM29 40V41H30ZM43 40V41H42ZM94 40H96V39H94ZM32 41V40H31ZM99 42V41H98ZM97 42V40L96 41H94V43H98ZM24 43V44H23ZM32 43H36L35 45H39L40 47H43V48H38V46H34ZM44 43H46V41L44 42ZM101 43H99V45H100ZM42 45H44V44H42ZM98 44H97V46L95 45L94 46V44L92 45H90V49H89V46H88V50L86 49V53L85 52H83L84 54H87V56L85 55V57H83V61H89V63L91 62V64L93 65V64H95L96 65V67L99 69V66L100 65H102L103 66V64L104 63H107V61L105 60V58H104V61H106V62H104V61H102L103 60V54H102V52H101V45L99 46ZM48 48H47V50L49 49L50 50V48H49V46H47ZM103 47V46H102ZM25 48V49H24ZM263 48H264V46H263ZM42 49H44V51L42 52L41 50ZM100 49V50H99ZM52 50H53V48H52ZM51 50V51H52ZM102 50H103V48H102ZM40 51H41V53H40ZM85 51V50H84ZM262 51H263V53H264V49H262ZM24 52V53H23ZM101 52V53H100ZM103 52H104V50H103ZM27 55H26V54ZM89 53V54H88ZM95 53H96V55H95ZM116 53V52H115ZM102 54V55H101ZM103 56V57H101V56ZM92 56V57H91ZM40 57V58H39ZM264 57V56H263ZM110 58V57H109ZM40 59V60H39ZM86 59V60H85ZM112 59V58H111ZM110 59V60H111ZM263 59V58H262ZM28 60V61H27ZM94 60V61H93ZM109 60V59H108ZM109 60V61H110ZM117 60H119V59H117ZM216 60V59H215ZM30 61V62H29ZM40 61V62H39ZM44 63H43V62ZM83 61H81L82 63H86V62H83ZM109 61H108V63H109ZM119 61H122L121 62V65H123V67L124 68H121V70H125L126 68V74L125 75H127V73H129L128 72V70H130V65L128 64H126V63H124L126 60H124V58H123V60L121 59V60H119ZM42 62V63H41ZM46 62H47V64H46ZM103 62V63H102ZM110 62H112L113 63V66H115L116 67V65H114V62L111 60ZM211 62L213 63V65L212 64H210V65H212V67L214 66V65H216V62H219V60L218 61H212L211 60ZM210 61H208V63H211ZM262 63H261V66H263V64H264V62H263V60L261 61ZM41 63V64H40ZM88 63V62H87ZM86 63V65L85 66H88V64ZM101 63V64H100ZM220 63V62H219ZM219 63H218V65L216 66L217 68H218V66H219ZM91 64H89L90 66H91ZM100 64V65H99ZM125 64H126V66L127 67H125ZM37 66V68H36V66ZM39 65V66H38ZM41 65V66H40ZM44 65V66H43ZM48 67H47V66ZM55 65V64H54ZM95 65H93V67H91V71L92 70H95V71H93V72H95V73H93V72H91L90 71V73L92 74H94L93 75V77H94V79H91V78H93V77H91L90 78V76H88V74H90V73H87V76L89 77V79L87 78V80H89V81H91L92 80V87H89V89L91 90V89H93V91H95V92H93V93H91L89 90V92H90V94H88L89 92L87 91V95L89 96V98L92 96L93 97V94H98L97 93V91L101 88V86H104L103 84H105V83H107V84H110L109 86L111 87L112 85H111V82H113L112 84H113V88H111V90H108V85H106L105 84V90H107L106 91V93L105 94H107V96H109L110 95V93H112V90L113 89H115L116 87H117V89H118V91L117 90H113V91H116V93H117V96L116 95H114L113 97H117L116 99H119V98H122L121 97V95L120 96H118V94H119V92H120V94L121 93H126L127 95L130 93L131 94V90H133L134 89V87H132V85H134L135 86V84H132L131 82H133L130 78L132 77V75L129 77V75H127V77L124 75V80L122 81L121 79H119V80H117V78H119V76H116V75H114V72H112L113 74H111L112 76H114V77H112L111 78V82L110 83H108V82H103V81H99V79L101 78V77H103V75L102 76H100L99 77V75H100V73H98L99 71H97V69H95L96 67H94ZM112 65V64H111ZM119 66H120V63L118 64ZM102 66H101V68H102ZM106 66H107V71H105V68H106ZM113 66L111 67L110 65H109V67H108V65H105V66H103V68L102 69H100V70H104V72L106 73V72H109V73H106V74H108L109 75V78H108V75H107V79H110V77H111V75H110V71H109V69L108 68H110L111 67V69L113 68ZM207 66H208V64H207ZM40 67V68H39ZM42 67V68H41ZM89 67V66H88ZM122 67V66H121ZM128 67H129V69H128ZM209 67V66H208ZM211 67V66H210ZM44 68V69H43ZM83 68H84V66H83ZM90 68V67H89ZM88 68V69H89ZM94 68V69H93ZM222 68V67H221ZM39 69V70H38ZM48 69V70H47ZM56 69V68H55ZM215 69V68H214ZM220 69V68H219ZM261 69H263L264 70V68H262L261 67ZM43 70L47 73H45V72H43ZM57 70V69H56ZM112 70H115V69H112ZM216 70V69H215ZM218 70V69H217ZM216 70V71H217ZM222 70H223V68H222ZM101 71V72H102ZM136 71V70H135ZM214 71V70H213ZM221 71V70H220ZM220 71H218V72H215L216 74L218 73V75H217V77L219 76V74H220ZM225 71V70H224ZM88 72H89V70H88ZM123 72H125V71H123ZM222 72V71H221ZM226 72H228V71H226ZM33 73V74H32ZM55 73V72H54ZM103 73V72H102ZM105 73H103L104 74V76H106L105 75ZM134 73H136V72H134ZM3 74V75H2ZM36 74V75H35ZM39 74V75H38ZM57 74H59V73H57ZM57 74H55V75H57ZM225 75V73L224 72H222V76H224ZM43 75H44V77H43ZM49 75V76H48ZM66 75H68V74H66ZM66 75H64V78L66 79L67 78V76ZM97 75V76H96ZM215 75V74H214ZM227 75V77H229L228 76V73L226 74ZM36 76H38V77H36ZM46 76H48V77H46ZM66 76V77H65ZM116 76V77H115ZM134 76V75H133ZM216 76V75H215ZM231 77H229V78H231V79H233V77H232V75H230ZM69 77H72V76H69ZM68 77V78H69ZM138 76L136 75V78H137ZM181 78H182V76H180ZM225 77V76H224ZM224 77H222V79L224 80L225 78ZM129 78V79H128ZM133 78V77H132ZM172 78L173 77H171V81H169L170 79H168V81L170 82V83H173L172 85L170 84V87H174V85H176V78L174 79V81L172 80ZM187 78H190V77H187ZM187 78H186V82H185V80H183V79H185V77H183V79H180L179 77H178V80L180 81V83H182L183 81H184V83L186 84V83H188L189 84V82H187L188 80H187ZM215 78V77H214ZM221 78V77H220ZM220 78L218 77V81H217V78L215 79L216 80V84H219V83H222L223 82V80H220ZM228 78V79H229ZM263 78V77H262ZM40 79H41V81H40ZM61 79H63V78H61ZM57 80L58 82H62V80ZM65 79H63V80H65ZM103 80H104V77L102 78ZM228 79H226V80H228ZM231 79H229V80H231ZM250 79V78H249ZM50 81H54V83L51 85V82H50V85L51 86H49L48 84H49V82ZM68 80V79H67ZM66 80V81H67ZM95 80H98V82L96 81L95 82ZM137 80V79H136ZM182 80V81H181ZM37 81H38V84H37ZM56 81V82H57ZM65 81V83H64V85L67 83L68 84V81L66 82ZM88 81V82H89ZM121 81V82H120ZM135 81V80H134ZM173 81V82H172ZM179 81H178V83H179ZM220 81V82H219ZM222 81V82H221ZM263 81H264V79H263ZM46 82V83H45ZM47 82H48V84H47ZM57 82V83H58ZM64 82V81H63ZM69 82L71 83V81H70V78H69ZM99 82L100 83H102V85L100 84V86L99 85H97V84H99ZM138 82H139V80H138ZM137 82V83H138ZM218 82V83H217ZM224 82H226L225 80H224ZM230 82H233V81H230ZM229 82V83H230ZM14 85H13V84ZM26 83V84H25ZM33 83V84H32ZM36 83V84H35ZM57 83H55V84H57ZM70 83H69V85H70ZM90 83V82H89ZM135 83H136V81H135ZM137 83H136V90L138 89V88H140V86L138 87L137 86ZM166 83H167V80H166ZM177 83V84H178ZM179 83V84H180ZM226 83H228V82H226ZM228 83V84H229ZM30 84H32L31 86H30ZM42 84V85H43ZM47 84V85H46ZM59 84V83H58ZM58 84H57V86H58ZM95 84H96V86H95ZM139 84H140V82H139ZM187 84V86H189ZM228 84H226V86L228 85ZM231 84V83H230ZM260 84H262V83H260ZM264 84V83H263ZM262 84V85H263ZM21 85V86H20ZM29 85V86H28ZM37 85V86H36ZM64 85H62L61 84V86L63 87ZM69 85H66L65 87H68ZM88 85H91V83L90 84H88ZM180 85H182L183 86V84H180ZM261 85V86H262ZM16 87V89H15V87ZM27 86V87H26ZM34 86H35V88H34ZM40 86V87H39ZM55 87H53V88H57L56 87V85H54ZM60 86V87H61ZM94 86V87H93ZM108 86V87H107ZM116 86V87H115ZM187 86L185 85V86H183L184 88H187ZM225 85H224V87H226ZM261 86L259 85V87L258 88H261ZM13 87V88H12ZM21 87V88H20ZM23 87V88H22ZM33 89H32V88ZM64 87V88H65ZM96 87V88H95ZM132 87V88H131ZM176 87H177V85H176ZM183 87H180L179 86V89L180 88H182L183 89V91H186L187 89H185L184 90V88ZM262 87H264V86H262ZM103 88V87H102ZM100 89V91H101V93L99 92V95H102V93H104V90L103 89ZM107 88V89H106ZM14 91H13V90ZM58 89H59V86H58ZM62 88H60V90H61ZM97 89V90H96ZM175 89H177V90H179L178 88H175ZM182 89H181V92H182ZM25 90V91H24ZM28 90V92L26 93V91ZM31 92H30V91ZM33 90V91H32ZM37 90V91H38ZM53 90V89H52ZM63 90V89H62ZM136 90L134 91L135 92V96L136 97H138V98H141L142 96L141 95H138V94H140V92H138V94H137V92H136ZM139 90V89H138ZM261 90H262V88L260 89V92H261ZM2 91V92H1ZM18 91H20V92H18ZM39 91H42V92H44V88H43V90L41 89V90H39ZM49 90H46L44 93H48L50 96L52 95L51 93V90H50V92H48ZM54 91V90H53ZM109 91V93H107ZM176 91V90H175ZM262 91H264V88H263V90ZM9 92V93H8ZM15 92V93H14ZM134 92H132V95H133V93ZM178 92V91H177ZM20 93H22V95H19ZM37 93V92H36ZM39 93V92H38ZM37 93V94H38ZM41 93V92H40ZM44 93H42L43 95H41V97L42 96H44ZM46 93V94H47ZM81 93V92H80ZM83 93V92H82ZM114 93V92H113ZM184 93V92H183ZM264 93V92H263ZM24 94V95H23ZM77 93H75V95H76ZM79 94V93H78ZM86 94L84 95V94H82L83 96H86ZM92 94V95H91ZM109 94V95H108ZM115 94V93H114ZM129 94V95H130ZM181 95V93L179 92L178 94L176 93V95ZM187 94H189L188 93V91L185 93V95H183L184 97L185 96H187ZM6 95H4V96H2V97H0V99H3V100H0V102L2 103L3 101L5 102V104H3V105H7L6 103V101L7 100H5L6 98H4ZM14 95V96H13ZM19 95V96H18ZM49 95H47L46 97L48 98V99H50L49 97ZM91 95V96H90ZM98 95V96H99ZM113 95V94H112ZM112 95L110 96V99H113L114 100V98H112ZM127 95H122L123 97H125L126 98V96ZM132 95H130V97H135L134 95L132 96ZM179 95V96H180ZM251 95V94H250ZM249 95V96H250ZM26 96H27V99H26V101H24L22 98L23 97H25L26 98ZM31 96V97H30ZM77 96V95H76ZM88 96H86V97H88ZM141 96V97H140ZM196 95H194V96H190L191 98L190 99H192V97L194 98ZM223 96H226L225 94L223 95ZM263 96V95H262ZM15 97L17 98L16 100H13V99H15ZM18 97H19V99H18ZM39 97V96H38ZM45 97V98H46ZM77 97H82V96H77ZM97 97V96H96ZM96 97H94L95 99H96ZM119 97V98H118ZM129 96H127V98H128ZM178 96H176V99H178L177 98ZM184 97L182 98L181 97V99H184ZM252 97V96H251ZM250 97V98H251ZM254 97V96H253ZM22 100H21V99ZM29 98H30V100H29ZM32 98V99H31ZM44 97H43V99H45ZM93 98V99H94ZM109 98V97H108ZM125 98H122L123 99V101H125L126 99ZM188 98H189V96H188ZM187 97H186V99H188ZM197 98V97H196ZM250 98H249V103L251 104L252 102H254V98H252V102L250 101ZM35 100V102H34V100ZM42 99V98H41ZM42 99V100H43ZM93 99H91L92 101H93ZM97 99H99L98 97H97ZM95 100V101H93V102H95V104H96V102L98 101V100ZM115 99V100H116ZM122 99H120L119 101L121 102V104H123L122 103ZM125 99V100H124ZM131 99V98H130ZM180 99V98H179ZM228 99V101H229V98H227ZM237 99H238V101H242V100H240L241 99V97L240 98H236V99H234L235 101H236V103L238 102L237 101ZM243 99V98H242ZM245 99V98H244ZM243 99V101H242V104L244 103V101H247V97H246V99L244 100ZM261 99H262V101H264V97L262 98L261 97ZM19 100H21V101H19ZM45 100H47V99H45ZM88 100H90V99H88ZM89 101V102H92V101ZM100 100V99H99ZM194 100V99H193ZM192 100V101H193ZM197 100H199L198 98H197ZM226 100V97L224 98V101ZM29 101V102H28ZM32 101V102H31ZM179 101V100H178ZM181 101H183L184 102V100H181ZM180 101V102H181ZM234 101V102H235ZM3 102V103H4ZM10 102H8V103H10ZM23 102V103H22ZM41 102H44V101H41ZM40 102V103H41ZM69 102V101H68ZM68 102H67V104H68ZM88 102V103H89ZM115 102H118L117 100L115 101ZM119 102V103H120ZM180 102H179V104H180ZM183 102H181V104H184ZM194 103L196 102V99L193 101ZM226 102H227V100H226ZM230 102H231V99H230ZM230 102H228L229 104H230ZM232 102H233V99H232ZM231 102V103H232ZM0 103V104H1ZM20 103V104H19ZM39 102H38V104H40ZM46 103V102H45ZM114 103V102H113ZM124 103H126V102H124ZM225 103V102H224ZM235 103V104H236ZM240 103V102H239ZM238 103V104H239ZM260 103V102H259ZM258 103V104H259ZM263 104H264V102H262ZM28 104V105H27ZM36 104V103H35ZM44 104V103H43ZM42 104V105H43ZM69 104H71V103H69ZM90 104H93V103H90ZM98 104H100V101H99V103ZM115 104V103H114ZM116 104H118V103H116ZM196 104V103H195ZM228 104V105H229ZM233 104V103H232ZM244 104H247V103H244ZM10 105V104H9ZM8 105V106H9ZM29 105H31V106H29ZM41 105V104H40ZM40 105H38L39 106V108H40ZM42 105H41V108L43 109L44 107H42ZM46 105H48V108H49V106H51V105H49V104H46ZM45 105V106H46ZM54 105H56V104H54ZM8 106H5V107H8ZM36 106H37V104H36ZM53 106V105H52ZM92 106V105H91ZM117 106V105H116ZM115 106V107H116ZM5 107H4V109H1L2 108V105L0 106V112H2V110H5ZM21 107V108H20ZM29 107V108H28ZM54 107L55 106H53V109H54ZM56 107H58V105H56ZM55 107V109H57ZM229 107H231V106H229ZM10 108V106L8 107V109ZM52 108V107H51ZM50 108V109H51ZM59 108L61 109V107L59 106ZM58 108V109H59ZM63 108V107H62ZM65 108V107H64ZM98 108V106L97 107H94L93 106V108H92V110H90V112L89 113H87L85 110V113H83V115L80 113L79 115L82 117V118H80V120H82L81 122H83L85 119H86V122H87V124H88V121H89V123H94V119H97V118H92V116L94 117V114H93V112L95 111L94 109H96L97 110V112H95V113H97V117H99V108ZM248 107H246L245 108V111L243 110V112H245L246 113V116H247V118L245 117V119H248V120H246V121H248V123L247 124H251V126H252V112H251V109H250V107L247 109ZM30 109V110H29ZM32 109V110H31ZM51 110L52 112L54 111V110ZM59 109V110H60ZM232 109V108H231ZM231 109H230V111H227V113H226V115L228 116V114H230V113H232V111H231ZM234 109V108H233ZM48 110V109H47ZM69 110H70V108H68V111H67V107H66V112H64L65 111V109H63V110H61L62 111V113L64 112V114L66 113V115H70L71 114V112H69ZM182 110V109H181ZM25 111V112H24ZM33 111V112H32ZM45 111H46V109H45ZM56 111V110H55ZM83 111V112H84ZM87 111H89V110H87ZM93 111V112H92ZM183 111V110H182ZM236 113H235V112ZM7 112V111H6ZM41 112V111H40ZM44 112V111H43ZM60 111H58V113H59ZM78 113H79V110L77 111ZM118 112V111H117ZM230 112V113H229ZM240 112V111H239ZM2 113H4V112H2ZM24 113H25V115H24ZM34 113V114H33ZM50 114H51V112H49ZM56 113H57V111H56ZM68 113H70V114H68ZM77 113V114H78ZM90 114L91 113V115H87V114ZM116 113V112H115ZM235 113V114H234ZM241 113V112H240ZM239 113V114H240ZM245 113H243L242 115H245ZM248 113V114H247ZM7 114H9L10 115V113L8 112ZM30 114V115H29ZM38 114H39V119L37 118L38 117ZM53 114H55L54 112H53ZM86 114V115H85ZM234 114V116L235 115H237L236 117H239L240 118V116H238V111H236L235 109L233 110V113L232 114H230L228 117H230L229 118V123L232 121V123L230 124L231 126L232 125H236V127H237V125H243V122H244V116H242L241 118H242V120H240L239 118V120H238V122H240L239 124H236L235 122H237V120L236 119H234L235 117L234 116H232ZM13 115V116H12ZM27 115V116H26ZM34 115H36V117H34V120H33V116ZM47 115H49L48 114V112H47V114L45 115V117L47 116ZM56 115V114H55ZM72 115V114H71ZM226 115H225V117H226ZM21 116H24V117H21ZM27 117V120H29V121H27L26 120V117ZM79 116V117H80ZM88 118H87V117ZM90 116H91V118H90ZM95 116H96V114H95ZM13 117V118H12ZM28 117H30V118H28ZM32 117V118H31ZM45 117H43V118H45ZM84 117V118H83ZM166 117H168V115L166 116ZM228 117H226L227 118V121H228ZM234 117V118H233ZM251 117V118H250ZM22 118H24V119H22ZM47 118V117H46ZM169 118H170V116H169ZM173 117H171V119H172ZM231 118H233L234 119V123L235 124H233V119H231ZM13 119V120H12ZM32 119V120H31ZM84 119V120H83ZM90 119H91V121L92 122H90ZM99 119V118H98ZM97 119V121L98 122H100V120H98ZM170 119V120H171ZM174 119H176V118H174ZM24 120H26V121H24ZM73 120H74V118H73ZM94 120V121H93ZM167 120H168V118H167ZM181 120L182 119H180L178 122L176 121V123H177V125H178V123H179V127L180 126H182L183 125V122H181ZM2 121H1V125L3 126L4 124L2 123ZM12 121V122H11ZM37 121V122H36ZM97 121H95L96 123H97ZM102 121V120H101ZM36 122V123H35ZM9 123V124H8ZM39 123V124H38ZM101 123H103V122H100V125L98 124L97 125V127L98 126H100V127H98V129H100L102 126H104L103 124H101ZM181 123V124H180ZM228 122H227V124H229ZM13 124V125H12ZM41 124V125H40ZM83 124V128H84V126L86 125L85 124V122H83V123H81V125ZM93 125V127H94V125H95V123L94 124H92ZM16 126V127H15ZM38 126H40V128H38ZM239 126L237 127V128H239ZM11 128V129H8V128ZM89 127H90V125H89ZM95 127H96V125H95ZM94 127V128H95ZM244 127V125L242 126V128ZM246 127V126H245ZM245 127L243 128V129H245ZM36 128L39 130V132L40 133H38L37 131H36ZM103 128V127H102ZM236 128V129H237ZM242 128H239V131L237 130V132L238 133H240L241 134V132L240 131H242L243 129ZM13 129V130H12ZM35 129V130H34ZM85 129V128H84ZM87 129V128H86ZM89 129V128H88ZM87 129V131L88 132H86V133H89V131L90 130H92V129H90V130H88ZM140 130L141 129H143V131L145 130L144 129V127L142 126V128L140 127L139 128ZM33 130V131H32ZM102 130V129H101ZM165 129H162V131H163V133L164 134H166V132L164 131ZM167 130V129H166ZM230 130V132H231V130H233V126L231 127V129H229ZM22 131V132H21ZM35 131V133L37 132L38 134H36V135H34L33 136V132ZM96 131V130H95ZM100 130H98V132H99ZM142 131V130H141ZM175 129L173 130V132H171V134H173V133H175ZM9 134H8V133ZM85 132V131H84ZM102 132V131H101ZM100 132V133H101ZM167 132L168 133H170L168 130H167ZM243 132V131H242ZM11 133H13V135L11 134ZM25 133V134H24ZM28 133V134H27ZM90 133H91V131H90ZM95 133H97V132H95ZM94 133V134H95ZM30 134V135H29ZM31 134H32V136H31ZM99 134V133H98ZM176 134H177V131H176ZM176 134H173V135H176ZM240 134L238 135L239 137L238 138H240ZM23 135V136H22ZM86 135V134H85ZM97 135V134H96ZM99 135H103L102 133L101 134H99ZM99 135H97V136H99ZM2 136V137H3ZM17 136H19V137H17ZM90 136H91V134H90ZM94 136V135H93ZM93 136H91V137H93ZM104 136V135H103ZM142 136V135H141ZM140 136V138L142 139H144V137L142 136L141 137ZM178 136V134L176 135V137ZM182 136L184 137V138H186L185 137V135H183V134H181V136H179L180 138H179V141H177V145H178V143H179V145H180V147H178V146H176V148L178 147V149H176L177 151H179V149H181L182 148V146L183 147H188V145L187 146H184L185 144H188V142L187 143H184L182 140H181V138H182ZM30 137V138H29ZM80 137H81V135H80ZM83 137H84V135H83ZM85 137H87V136H85ZM85 137H84V147L87 149V151L89 152H87V153H85L86 151H85V149H84V151H82L81 150V152L80 153H85V155L87 156V155H93L91 158H90V155L89 156H87V157H85L84 156V154H83V157L86 159V160H84V164H83V169L85 168V167H87L86 168V170L89 168L90 169V165L92 166L91 167V171H89V169H88V171H85V172H92L93 170H92V168H94L93 166H95V168L98 170V169H100L101 170V168L100 167H98L99 166V164H97V162L98 161H103L102 163L103 164H105V161L107 162L108 160H109V158H110V161L112 160V155L115 157L117 154H119V153H121L122 152V150L124 151L123 152V155H125L126 154V157H128V158H130L131 159V162L132 163H134V162H136L135 163V166H136V164L138 163V158H139V156L141 157L140 159H145V160H141L142 162H147V161H149L151 158V156L150 155H152L153 153H149V152H147L146 151V149L147 148H149L148 147V145H147V147H146V145L144 144V141L143 140H141L142 141V144H141V142H139L140 144H138V146H137V148L139 147V145H141L140 147L141 148H139L141 151H140V153H138V152H136L137 150H135V144L137 145V141L138 140H136V142L137 143H132L131 142V144H133L134 145V147H132V148H134L133 150L132 149H130V143H129V141L130 140H128V139H124V140H122V141H119V139H118V141L119 142H121V143H125L126 142V140H128V142H126V143H129V144H127V146H128V148H126V143L124 144V149L123 148H120V150L119 149H114V150H116L115 152H116V154L115 153H113V152H111L112 150H113V147H115L114 146V144H115V142H114V140H116V139H113V140H107V142H105L106 140L104 139L105 137H103L102 139H104V143H107V145L109 146L110 144H112V145H110L109 147H106V148H108L107 150H105L106 148H103L105 151V153H103V149L101 148V146H103V147H105L106 146V144L105 145H101V144H104L103 142L101 143V142H99L100 143V146H98V143L96 142V141H98L97 139H96V141H95V136L93 137L94 139L92 140V139H90V137H89V139H87V140H85ZM236 137H237V135H236ZM10 138H8L7 140H9ZM39 138H41V136H39L38 137V139ZM82 138V137H81ZM101 138V137H100ZM135 138V137H134ZM139 137H137V139H138ZM139 138V139H140ZM178 138V137H177ZM184 138H182L183 140H184ZM12 139H10V140H12ZM79 139V138H78ZM77 139V140H78ZM131 139V138H130ZM136 139V138H135ZM188 139V138H187ZM194 138H190V139H188V140H193ZM6 140V139H5ZM7 140H6V142L4 141V143H7ZM9 140V141H10ZM23 142H22V141ZM33 140V142H32V144L36 141L37 142V144H36V146L33 144H30L29 143V145H28V143H26L27 145H25V146H27V147H30V146H34L35 148L37 147V145L39 146V144H38V141L39 140H37V138H36V140L34 141ZM132 141H133V139H131ZM170 140V139H169ZM171 140H173V139H171ZM170 140V142L171 143H175L174 141L172 142ZM177 140V139H176ZM188 140H186V141H188ZM226 140H228L229 142H227L229 145L231 144L230 143V140L229 139H226ZM9 141H8V145H6V144H4L3 143V145L6 147V148H8L9 146H11L12 144H13V142L11 143V141H10V144L11 145H9ZM16 141V140H15ZM15 141H14V144H16L15 143ZM25 141V142H24ZM81 141H82V139H81ZM90 141L92 142V141H94V143L92 142V144L90 143ZM99 141H100V139H99ZM108 141H111V142H109V144H108ZM117 141V140H116ZM123 141H125V142H123ZM140 141V140H139ZM205 141V140H204ZM203 141V142H204ZM212 141V140H211ZM215 141V140H214ZM220 141H221V139H220ZM223 141H225V139H222V142ZM114 144H113V143ZM134 142H135V140H134ZM168 142V141H167ZM197 142H198V140H197ZM202 142V143H203ZM221 142V145L224 147H226V144L225 145H223L224 144V142L222 143ZM226 142V141H225ZM77 143H78V141H77ZM189 143H190V145H189V147L187 148L188 150L186 151V148H184L185 149V151H182L183 153H181V154H179L180 156V159H182V160H180V161H178L179 160V157L177 158V156H175V154H174V156H175V158H177V160L174 162V158L172 157V161L176 164V162H180V164H179V166H182L181 165V163H182V161L183 160H185V162L186 163H184V164H186V165H184V167L185 168H187L189 171H187L183 166L181 167V168H179V166H178V164H176V166H178V169H183L184 170V172L185 171H187V173H186V176H184L186 179H187V181L189 182L191 179H192V181H198V180H201V182H199V184L201 183L202 184V186H206L204 189H205V191L203 190V192L201 193V191H202V189H203V187H202V189H201V191L200 190H198V191H196L198 188L200 189L201 188V184H200V186H199V184H198V186H197V184H193V187H195V188H197L195 191H196V193L198 192V194L200 193L201 195H203V193L205 192V193H207L209 190L211 191V190H215L216 189V191H214V192H217V191H219V192H221V190H219L218 188H216V186H214V188H213V186L211 185V187H210V185L209 184H205L203 181L205 180V179H209V178H206V176L208 177V175H210L211 177H212V175L210 174V173H213V172H210L211 170H213V168H211V170L209 169L210 167V165L212 164V163H214V160H213V162H212V159H213V155L214 154H212V159H210L211 158V154H208V153H213L214 151H213V149L212 148H214V145H213V143L210 145L211 146V149H212V151L211 152H209L210 151V147L208 146V141L206 142H204V144H200V141L197 143V145H196V141H189ZM13 144V145H14ZM79 144V146H80V142L78 143ZM88 146H87V145ZM95 144V145H94ZM118 144V143H117ZM181 144H183L182 146H181ZM199 144H200V146H199ZM227 144V145H228ZM2 145V146H3ZM19 145H21V144H19ZM19 145H18V147L17 148H19ZM77 145V144H76ZM94 145V146H93ZM100 147L101 148V152H100V149H98V147ZM119 145H121V144H119ZM119 145L117 146L116 145V148L117 147H119ZM123 145V144H122ZM132 145V146H133ZM167 145H170V143L168 144L167 143ZM204 146V148H201L202 146ZM1 146V145H0ZM16 146H17V144H16ZM78 146V145H77ZM87 146V147H86ZM97 147V149L99 150H96L95 148ZM111 146H113V147H111ZM130 146V147H129ZM151 146V145H150ZM194 146V147H193ZM195 146L197 147L198 146V148H195ZM206 146H208V147H206ZM222 146H220V147H222ZM4 147V148H5ZM83 147V148H84ZM90 147H93V148H90ZM157 148V146H154V148L153 149H156ZM169 147V146H168ZM167 147V148H168ZM205 147H206V150H205ZM218 147V146H217ZM224 147V148H225ZM230 147V146H229ZM229 147H227V149H229ZM12 148H14V147H11V149ZM16 147H15V149H17ZM80 147H78V149H79ZM82 148V147H81ZM110 148H112V149H110ZM136 148V149H137ZM151 148H152V146H151ZM159 148V147H158ZM158 148H157V150H158ZM167 148H165V150H167ZM172 149L174 148V146L172 145V147H171ZM170 147H169V150L168 151H170L171 152V149ZM190 148H192L191 150H190ZM200 148V149H199ZM216 148V147H215ZM214 148V150H217V149H215ZM11 149H10V147H9V150L11 151ZM15 149H14V151H15ZM38 149V148H37ZM90 149H91V151H92V153L93 154H91V151H90ZM111 151H110V150ZM129 149V150H128ZM171 149V150H170ZM183 149V148H182ZM181 149V150H182ZM197 149V150H196ZM203 149H204V152L205 153H203L202 154V152H203ZM208 149H209V151H208ZM13 150V149H12ZM119 150V153H117V151ZM127 150V151H126ZM135 150V151H134ZM148 150V149H147ZM161 150H163V148H161ZM202 152H201V151ZM223 150H225V149H223ZM96 151H97V153H99V154H97L96 156L98 157V159H97V161L95 162L94 160L97 158V157H95L94 158V160L92 161H89L88 159H93V157L95 156V154H96ZM106 151H107V153L108 152H111V153H109V155L108 156H110L109 158H107V157H104L105 155H103V154H107L106 153ZM146 151V152H145ZM149 151V150H148ZM160 151V150H159ZM168 151H166V152H168ZM176 151V152H177ZM192 151V152H191ZM197 152V153H195V152ZM200 151V152H199ZM208 151V152H207ZM220 151H221V149H220ZM220 151H218V152H220ZM228 151V150H227ZM226 151V152H227ZM13 151H11V153H12ZM95 152V153H94ZM153 152V151H152ZM158 151H155V154L157 153ZM161 152V151H160ZM160 152H158V153H160ZM165 151H164V153H166ZM169 152V153H170ZM174 152H175V148H174ZM173 152V153H174ZM175 152V153H176ZM181 151H179L178 153H180ZM221 152H223V151H221ZM225 152V151H224ZM14 153H16V152H14ZM101 153H102V155H101ZM135 153V154H134ZM142 153H144V154H142ZM162 153H163V151H162ZM161 153V156L162 155H164V154H162ZM178 153H176L177 155H178ZM190 155H189V154ZM215 153V152H214ZM81 154V155H82ZM115 154V155H114ZM134 154V155H133ZM186 154V155H185ZM195 154V155H194ZM200 154V155H199ZM205 154H207V157L209 158H207L206 156H205ZM223 154V153H222ZM221 153H220V157L222 158V156H223V158H224V156L226 157V153L225 154H223L222 155ZM228 154V153H227ZM103 156L101 159H100V157L101 156ZM121 155V154H120ZM149 155V156H148ZM157 155L158 154H156V159L158 158V164H159V160H161V158L158 156L157 157ZM160 155V154H159ZM172 155V154H171ZM170 155V156H171ZM185 157H184V156ZM264 155V154H263ZM118 156V155H117ZM130 156V157H129ZM146 156V157H145ZM153 156H154V154H153ZM173 156V155H172ZM189 156V157H188ZM191 156V157H190ZM194 156V157H193ZM215 156H218L219 157V155L217 154V155H215ZM112 157V158H111ZM121 158L122 157H124V156H120ZM143 157V158H142ZM166 157H167V154H166ZM205 157L208 159V162H207V164H208V169H209V171L208 170H206L207 168L206 167H204L203 165H205L206 164V162H205V160H207V159H205ZM256 157V156H255ZM263 157V156H262ZM116 158V157H115ZM115 158H113V160L112 161H118L119 159H121V158H119V156H118V160H117V158L115 159ZM125 158V157H124ZM152 158H154V157H152ZM160 158V159H159ZM169 158V157H168ZM190 158H191V160H190ZM194 158V159H193ZM216 158V157H215ZM220 158V159H221ZM221 159L222 161H220V160H218L219 162H220V164L223 162L224 163V161L223 160H228V156H227V159ZM258 157H256V159H254V160H257V161H255L257 164H256V166H259V165H261L262 163L264 164V162H263V159L264 158H262V160L261 159H257ZM100 159V160H99ZM103 159V160H102ZM126 159V158H125ZM149 159V160H148ZM155 159V158H154ZM153 159V160H154ZM162 159H164V158H162ZM166 159V158H165ZM163 160V162L165 161L166 162V160ZM171 159V158H170ZM205 159V160H204ZM219 159V158H218ZM250 159V158H249ZM121 160H124V159H121ZM126 160H128V159H126ZM153 160H150L149 161V165H150V163L153 161ZM198 160V161H197ZM261 160V161H260ZM120 161V160H119ZM118 161V162H119ZM125 161V160H124ZM168 161H169V159H168ZM209 161H211V162H209ZM251 162H253L252 161V158H251V160H250ZM1 162V161H0ZM88 162L90 163H92L93 162V165L92 164H88ZM125 162H127V161H125ZM131 162H130V160L128 161V163H130L131 164ZM145 162V163H146ZM162 162V163H163ZM170 162V161H169ZM169 162H166V163H169ZM184 162V161H183ZM193 162V163H192ZM204 162H205V164H204ZM216 162H217V158H216V161H215V163L214 164H216ZM219 162H218V164H219ZM228 162V161H227ZM230 162V161H229ZM229 162L227 163V164H229ZM254 162V163H255ZM259 162L261 163V164H259ZM87 163V164H86ZM95 163V164H94ZM99 163V162H98ZM101 163V164H102ZM153 163L154 164H156V161L154 160L153 161ZM152 163V164H153ZM172 163V162H171ZM171 163H169V164H171ZM196 163H197V165H196ZM200 163V164H199ZM43 164V165H42ZM140 164V163H139ZM151 164V165H152ZM160 164H161V161H160ZM175 164H174V166H175ZM206 164V165H207ZM214 164H212V165H214ZM225 164V163H224ZM224 164H221L222 166H224ZM226 164V165H227ZM253 164V163H252ZM262 164V165H263ZM39 166H40V164H38ZM37 165V166H38ZM41 165H42V167H44L45 168V163H41ZM70 165H72V164H70ZM74 165H75V163H74ZM84 165H89V166H84ZM145 165V164H144ZM147 165H148V163H147ZM147 165H145L146 167H143L144 168V170H145V168H146V170L145 171H149V169H148V166ZM157 165V164H156ZM230 165V164H229ZM228 165V166H229ZM261 165V166H262ZM0 170H2V169H4L3 167H2V165L0 164ZM37 167L38 169H37V171H39V168L40 167ZM73 166V165H72ZM77 166H79V165H77ZM101 167L103 166V165H100ZM135 166H133V168H132V170L133 169H139V167H138V165H137V167H135ZM143 166V165H142ZM141 166V167H142ZM158 166V165H157ZM160 166V165H159ZM165 166H168L167 164H165L164 166H163V168H166ZM172 166V167H171ZM173 166V164H171V165H169L168 166V168H167V171L168 170H170L171 168H173L174 167ZM186 166H188V167H186ZM201 166V167H200ZM254 166H255V164H254ZM260 166V168L258 167V169L260 170L261 168H263L264 169V166L263 167H261ZM41 167V168H42ZM47 167H48V165H47ZM46 167V168H47ZM68 167H70V166H68ZM98 167V168H97ZM169 167H171L170 169H169ZM200 167V168H199ZM212 167V166H211ZM242 167V166H241ZM70 168H72V167H70ZM74 168V167H73ZM75 168H78L79 169V167H75ZM80 168H82V166L80 167ZM160 168H162L161 166H160ZM162 168V169H163ZM176 168V169H175ZM204 170H206V171H204ZM229 168V167H228ZM228 168H226V170L229 172V170H228ZM43 169V168H42ZM42 169L40 170V171H42ZM95 169V172L97 171ZM140 169H142V168H140ZM161 169V170H162ZM174 170L173 171H175V170H178L177 169V167H174L173 168ZM193 169H194V171H193ZM202 169V170H201ZM230 169V168H229ZM257 169V170H258ZM5 170V169H4ZM80 170V169H79ZM172 170V169H171ZM170 170V171H171ZM253 170V169H252ZM251 170V171H252ZM256 170V169H255ZM3 171V170H2ZM2 171H0L1 172V177H3L7 172L6 171H4V173L2 172ZM45 171V170H44ZM43 171V172H44ZM60 171H62L61 169H60ZM67 172V170H63V172ZM72 171V170H71ZM151 172H152V170H150ZM164 171V170H163ZM182 171V170H181ZM196 171L197 172H210L209 174H208V172L206 173V174H208V175H206L205 173L203 174H201V175H206L205 176V178L204 177H200L199 175L200 174H198V173H196ZM9 172V171H8ZM64 172V173H65ZM183 172V173H184ZM257 173H258V171H256ZM261 172H264V170L263 171H261ZM2 173L4 174L3 176H2ZM10 173V172H9ZM34 174H36L35 172H33ZM38 173H40V172H38ZM72 173H75L74 171L72 172ZM89 173H86V174H89ZM164 173V172H163ZM168 173H169V171H168ZM188 173L189 174H191V175H188ZM194 173V174H193ZM196 173V174H195ZM62 173H60L59 175H61ZM66 174H68V173H66ZM69 174H71V172L69 173ZM79 174V173H78ZM81 174V173H80ZM85 173H84V175L82 176L81 175V180L79 179V178H77V179H79V181L75 178V176H77V175H74V178H73V174L70 176L71 178H69V176L67 177L66 175V178L64 179L63 178V180L65 181L66 179H70L72 182H70V184H68L69 182H68V180L66 181V182H68V183H63V181H62V183L61 184H65V186L67 187L68 185V187L71 189H69L68 187L66 188V187H64L63 185H61V187H63V188H65L66 190H64L63 188H61L62 189V191H64V193H66V195L68 196V194H69V191H72V193H71V197H73L74 196V199L72 198V200L70 199V197H69V199L74 203L73 205H75L76 207H75V209L73 208L74 206L73 205H71L72 207V209L70 210V207H68L67 205L69 204H67V203H63V201H65L63 198H64V195L62 194H60L61 195V199H63V200H59V198L57 199V200H59V202L58 201H55V203H54V205L56 204V206L55 207H53V209L55 208V209H57V208H59V210L58 211H60V209L63 211V212H67V213H71L70 214V224H65V223H62V224H65V227H68V229L67 230H69V234H68V236L65 234L64 236H67V237H63V238H65L64 239V242L61 244V245H59V249L57 250V251H51V252H47V251H45V250H42L40 253L38 252H36L35 251V249H33L32 251L31 250H29V249H27L25 246H21V244H18V245H12V244H9L6 248H4V256H2V257H0V264H166V262H165V260H166V258H167V260L169 261H173V263H175V261L177 260V259H179V260H177V261H181L182 263L181 264H183V262H184V264H185V262H187V263H191V261L192 260H194V261H192L193 263H191V264H201L202 262H203V260H204V263L206 262V264H208L209 262V264H212V263H214L215 264V262H216V264H221L222 263V261L223 262H225V260H222L221 261V259L223 258V257H226L225 259H227L228 260V257H229V255L231 254H229V251H231V250H226L225 248V241L226 240H228L227 239V237L225 236L226 235V233L225 232H223V231H226L224 228H221V232L220 233H222L223 235V237L225 236L226 237V239L225 240H223V239H220V237H218V236H220V235H218L217 236V234H216V232L214 231V234H215V236L213 237L212 235V233H209V230L210 229H213V228H210L209 229V225L208 226H206L207 225V223H211L210 224V226L211 225H213L212 224V220H213V216H210L211 218H212V220H211V218L209 219V217H208V219L211 221V222H205V225L203 224L204 222H202V218H204V220L203 221H205V219L207 218V215H206V212H205V215H206V217L204 216V213L202 212V214L201 215H203V216H201V215H199L198 214V216H200V218H197L198 216H195L196 214L195 213H199L198 211H200V213H201V210L203 211V210H205L206 208H198V211H196L195 212V209H196V207H195V204H193V203H188V204H184V203H180L181 204V206H183V204H184V206L186 207H188L189 208V206H190V208L191 207H194L193 209H194V211L193 212H195V213H193V214H195L194 215V217L192 216V214L190 213V214H186V216H188V215H190V217H191V219H193V218H195L196 220H198V222L200 221V223H201V225L203 224V226H205V228H206V230L208 231V233L209 234H211V237L209 236H207L208 235V233L206 232V234H205V236H207L208 237V240L207 239H205V238H203V242H202V238H200V236L199 235H201L200 234V232H202V230L200 231L199 230V235L197 234V233H195V232H193V235L195 236V235H197V236H199L198 238H200V239H197V236L195 237L196 239H197V241H196V239H195V241L196 242H198L197 244H195V247H198V248H196V249H205V250H207V251H203L202 249L201 250H199L200 251V255L198 254V251H197V255H199L198 257H197V259H201V260H197L195 257L197 256H194V259H193V256L192 255H195V253H192L190 250L192 249L191 247H189V248H191V249H189V248H187V241L186 240H188V246H189V243H191L192 241L191 240H193L194 238L192 237V239L190 240V239H188L187 238V235H186V232H188L186 229V227L187 226H185V224H186V222L185 221H187L185 218H184V220H183V217H182V221L181 220H175V222H173L175 225H173V226H176V224L178 225L177 227H174L173 228V226H172V224L173 223H171V220H173L174 221V219L175 218H178L179 219V215H180V213H181V211L182 212H184V213H188V211H192V210H189L188 208V211L187 212H185V211H183V210H181L180 211V209L179 208H176V206L174 205V201H176L175 202V204L177 203V200H176V197H172L173 199H171V198H168L169 197V195L167 194V193H171L172 191H170V192H168L167 191V187H164L165 188V192L167 191V193L165 194L164 193V191L163 190H161V187L162 186H160L161 184V182H159L158 184V186H160V187H158V188H156V189H158V190H160V191H163V193L162 194H164V195H161V193H160V195L158 194V195H155V196H157L158 198L160 197V196H162L161 198H159V199H161V200H165V204H167L166 202H167V200L169 199V201L171 202L172 200H173V203L171 204H169L168 205V207H171V205H173L176 209H178L177 211H178V213L177 214H179L177 217L175 216L173 219H171L170 221H167V227H165V225L164 224H166V223H164V222H166V220H168V219H170L171 218V216L173 217L174 215H176V214H174L175 212H177V211H175V212H173V210L171 209V208H168V209H171V210H163V211H161L160 209H159V206H158V208H157V210L159 209L160 210V213H162L161 215H159L158 213L156 214V211H155V209H154V211H155V213H153L154 215L156 214L157 215V217L156 216H154L153 214H152V212H150L153 216H150L151 214L148 212H146L147 214H145V215H143V217L142 218H144V216H146V215H149V217L150 218H153V217H156V218H158V215L159 216H163V213H165L164 211H166L167 212V214H168V217H169V215H170V212H171V216L167 219L166 218V220H165V218H164V220H162L161 218H158V220L159 219H161L162 221H163V227H160L161 226V223L162 222H160L159 221V228H158V225H157V228L156 227H154L155 228V230H154V228H153V226H152V229H151V232H150V229H149V231L148 232H146V229L143 227V226H140L139 225V223H138V220H134V216H135V214L136 213H133L132 215H134V216H132L131 215V213L132 212H130L129 214L131 215V217H130V215H128L127 213H128V211H127V217L124 215V217L126 218H124L123 216H119L118 217V215L119 214H115L117 211H118V213H120V209H118L117 210V208H116V210L115 209H113L114 211H116L114 214H112L111 216H110V214H109V212L108 211H106V209L105 208H103V207H101V208H103L102 210H101V208L98 206L97 207V204H96V207H95V204H92V202H91V206H90V200H89V202H86L87 200H86V198H88L87 196H90V195H88L90 192H87L88 190V188L90 189V187L93 185V183H91L92 181H91V179H93V178H87V177H89V176H94V177H99L100 176V174H97V172H96V174L95 173H93L92 175H91V173H90V175H86ZM161 174V173H160ZM166 174H167V172H166ZM165 174V175H166ZM262 174V173H261ZM260 173H259V175H261ZM33 174H32V172H31V178L32 179H34V176H32ZM96 175H98V176H96ZM162 175V174H161ZM160 175V176H161ZM167 175H169V174H167ZM166 175V176H167ZM183 175H185V173L184 174H182V177H183ZM187 175H188V177H187ZM255 175H257V177L259 176L258 174H256L255 173ZM5 176H9L8 175V173H7V175H5ZM64 176V177H65ZM159 176V175H158ZM197 176V177H196ZM252 176L253 177H256V176H254V173L252 174ZM263 177H264V175H262ZM60 177H62V175L60 176ZM78 177V176H77ZM170 177V176H169ZM181 177V176H180ZM182 177H181V179H180V183H181V180H182V182L185 180L184 178L182 179ZM199 177L201 178V179H199ZM214 177V176H213ZM227 177V176H226ZM229 177V176H228ZM261 177V176H260ZM262 177V178H263ZM52 176L51 177H49V179L50 180H52V182L53 181H55L58 177H56V178H52ZM76 179V183H83L84 185L82 186L81 184V186L82 187H79V186H77L78 184H75V185H71L74 181H73V179ZM100 178V181H101V177H99ZM170 178H172V177H170ZM193 178H194V180H193ZM198 178V179H197ZM202 178L204 179L203 181H202ZM9 179H11V178H9ZM59 179H61L62 180V178H59ZM84 179H89L90 180V182L88 181L87 182V180H84ZM97 179V178H96ZM159 178H157V180H158ZM160 179L161 180H163L164 179V177H163V179H162V177H160ZM179 179V178H178ZM211 179V178H210ZM214 179V178H213ZM226 179H228V178H226ZM61 180L59 181V182H61ZM82 180H84L83 182H81ZM95 180V179H94ZM151 180H153V181H155L154 179H151ZM263 180H264V178H263ZM99 181V180H98ZM99 181V182H100ZM153 181H152V183H151V185L153 184ZM158 181H160V180H158ZM165 181V180H164ZM192 181H190V182H192ZM208 182V183H210L211 184V182H212V184H213V181H212V179L211 180H205V182ZM59 182H57V180H56V182H53V184H50V186H51V188H52V186H54L53 188H52V190H55L54 192L56 193L57 192V190H58V192H60L59 190H60V187H58L59 185H60V183ZM185 182H186V180H185ZM188 182H186V183H188ZM195 182H193V183H195ZM203 182V183H202ZM54 183H56V185L54 184ZM57 183H58V185H57ZM85 183H87V184H89V185H91L90 187L88 186V188H87V184H85ZM165 183H166V181H165ZM186 183L184 184L185 185V187H186ZM214 183H215V181H214ZM96 184V183H95ZM99 184V183H98ZM98 184H97V186H95V188H94V185L92 186L93 187V189L95 190V189H97V187H98ZM155 185H157V183H154ZM181 184H183V183H181ZM189 184V183H188ZM191 184L192 183H190L189 185H187V186H191ZM205 184V185H204ZM99 185H101V184H99ZM155 185H153V186H155ZM165 185V184H164ZM170 185V184H169ZM209 185V186H208ZM214 185V184H213ZM216 185V184H215ZM56 186L58 187V188H56ZM75 186V187H74ZM166 186V185H165ZM197 186V187H196ZM156 187V186H155ZM217 187H218V185H217ZM84 188V189H83ZM85 188H86V190H85ZM163 188V187H162ZM187 188V187H186ZM57 189V190H56ZM67 189L69 190L68 191V194H67ZM191 189V191L194 189V188H190ZM91 190V189H90ZM157 190V191H158ZM187 190H189V188H187ZM76 191V192H75ZM96 191V190H95ZM194 191V190H193ZM194 191V192H195ZM200 191V192H199ZM209 191V192H210ZM219 192H217L216 194L218 195V193ZM92 193V192H91ZM90 193V194H91ZM96 193V192H95ZM174 193V192H173ZM57 194V193H56ZM93 195H94V191H93V193H92ZM209 194H211V192L210 193H207L206 194V200H208L209 198H208V196L209 197H211ZM214 194V196L212 197L213 199H217V195H216V197H215V193H213ZM93 195H91L89 198L93 201V200H95L96 198H92V196ZM165 195H167L166 197H164ZM205 195V194H204ZM208 195V196H207ZM212 195V194H211ZM62 196H63V198H62ZM172 196H173V194H172ZM174 196H175V193H174ZM78 197V198H77ZM95 197V196H94ZM147 197L149 198V196L147 195ZM151 197V196H150ZM153 197H154V195H153ZM215 197V198H214ZM88 198V199H89ZM211 198V199H212ZM150 199V198H149ZM155 199V198H154ZM211 199L210 200H208V201H211ZM213 199H212V201L211 202H214L213 201ZM223 199V198H222ZM77 200V201H76ZM79 200V201H78ZM164 200H163V203H164ZM205 200V201H206ZM220 200V196L218 197V199H217V202H218V204H217V202H214V203H216L215 205L217 206V207H219V205L220 204H222V203H220L219 204V202H221V200ZM151 201H153V202H156V203H158V200L156 199L155 201L154 200H152L151 199ZM204 201V202H205ZM223 201H224V199H223ZM57 202V203H56ZM66 202H68L67 200H66ZM78 202V203H77ZM202 202V201H201ZM207 202V201H206ZM225 202V201H224ZM150 203V202H149ZM160 203V202H159ZM158 203V204H159ZM163 203L161 202L160 203V205H162L163 206ZM169 203V202H168ZM210 203V202H209ZM208 202H207V204H209ZM214 203L213 204H211L210 203V205L212 206H215L214 205ZM67 204V205H66ZM151 205H153L152 203H150ZM178 204H179V202H178ZM178 204H177V207H181L180 205L178 206ZM198 204H200L201 205V203H196V206H198ZM202 204H205L206 205V203H202ZM226 204V203H225ZM87 205H88V208H87ZM94 205V206H93ZM93 206V207H92ZM103 206H105V205H103ZM106 206H108V205H106ZM149 206V205H148ZM156 206V205H155ZM165 206V209H166V207H167V205H164ZM163 206V207H164ZM172 206V207H173ZM202 206V205H201ZM200 206V207H201ZM221 207H222V205H220ZM185 207H183V208H185ZM199 207V206H198ZM206 207H207V209L209 210V206H207L206 205ZM221 207H219V208H217L218 209V211H219V209H221V211L223 212V214H222V217H225L226 218V214H224L225 213V211H226V209H225V211L224 210H222V208ZM49 208H50V206H49ZM81 208H82V210H81ZM84 208V209H83ZM111 208V207H110ZM110 208H108V210L110 209ZM147 208V206H145L144 207V209H146ZM149 208V207H148ZM150 208H153V207H150ZM156 208V207H155ZM175 208H174V210H175ZM182 208V207H181ZM213 208V207H212ZM74 209V210H73ZM100 209V210H99ZM105 209V210H104ZM143 209V208H142ZM206 209V210H207ZM217 209L216 208H214L213 210L215 211V214H217L218 213V211H217ZM73 210V211H72ZM112 210V211H113ZM159 210L157 211V212H159ZM185 210H186V208H185ZM213 210H210L209 212H211V211H213ZM49 211V210H48ZM50 211H51V208H50ZM50 211H49V213H50ZM53 211V210H52ZM56 211V210H55ZM76 213H75V212ZM85 211V212H84ZM101 211L103 212V214L101 215V216H104L103 218H104V220L102 221V220H100V218L101 217H99L100 215L99 214H101ZM147 211H148V209H147ZM150 211H151V209H150ZM153 211V212H154ZM124 211H122V213H123ZM141 212V211H140ZM140 212H137V215H138V213H140ZM180 212V213H179ZM208 212V211H207ZM209 212L207 213V214H209ZM220 212V211H219ZM48 213V212H47ZM72 213H73V215H72ZM79 213H81V214H79ZM94 213V214H93ZM125 213V212H124ZM142 213V212H141ZM140 213V214H141ZM174 215H173V214ZM184 213H183V215H184ZM106 214H108V215H106ZM114 215V216H113ZM117 215V216H116ZM210 215V214H209ZM211 215H214V214H211ZM98 216V217H97ZM128 216H129V218H128ZM181 216L182 215H180V218H181ZM219 216H221L220 215V213H219ZM74 217V218H73ZM79 217V218H78ZM111 217V218H110ZM121 217V218H120ZM137 217V216H136ZM139 217V216H138ZM193 217V218H192ZM222 217H220L221 219H222ZM110 218V219H109ZM116 218H118V219H116ZM124 218V219H123ZM141 218V216L139 217V219H142ZM156 218H154V219H156ZM189 218V216L187 217V219ZM116 219V220H115ZM137 219V218H136ZM191 219H188V220H191ZM208 219L206 220V221H208ZM224 219V218H223ZM222 219V220H223ZM39 220V219H38ZM111 220H113V221H111ZM119 220V221H118ZM121 220V221H120ZM157 220V221H158ZM40 221H41V219H40ZM117 222V223H115V222ZM141 221V220H140ZM194 221V219L192 220V221H187L188 223L189 222H192V223H190V224H193L192 225V227L190 226V228H196L197 226L198 227H200L201 225H198V224H200V223H197L196 221H194V222H196V224L193 222ZM42 222V221H41ZM168 222H169V224H168ZM181 222H185V223H183L184 224V226H185V228L183 229L181 226H180V224H181ZM87 223H89V224H87ZM113 223V224H112ZM114 223H115V225L116 226H114ZM141 223V222H140ZM171 223V224H170ZM187 223V224H188ZM93 224V225H92ZM110 224H111V227H110ZM186 224V225H187ZM189 224V225H190ZM194 224L196 225V226H194ZM113 225V226H112ZM118 225H120V226H118ZM142 228L143 227V229H141L139 226ZM142 225V224H141ZM182 225V224H181ZM225 225L226 224H224V226L223 227H225ZM74 227V228H72V231H73V233L71 232V230H70V227ZM89 226V227H88ZM91 226V227H90ZM183 226V225H182ZM202 226V227H203ZM114 227V228H113ZM117 227V228H116ZM189 227V226H188ZM202 227L200 228V229H202ZM213 227V226H212ZM87 228H90L91 229V231H90V229H88L87 230ZM106 230H105V229ZM120 228V229H119ZM134 228H136V229H134ZM139 228V229H138ZM167 230H166V229ZM175 228H179V229H181V230H183L185 233H183L182 231L181 232H179V233H177V229L175 230ZM204 228V227H203ZM226 228V227H225ZM99 229H100V231H99ZM109 229V230H108ZM133 229V230H132ZM145 229V230H144ZM199 229V228H198ZM215 230H217L216 228H214ZM227 229V228H226ZM43 230L46 232V234L45 235H43L44 237H48L49 238V236H50V234L52 233V230L50 231L49 230V227H43ZM105 230V231H104ZM108 230V231H107ZM118 230V231H117ZM144 230V231H143ZM189 230V229H188ZM196 230V229H195ZM219 230V229H218ZM191 232H192V229L190 230ZM194 231V230H193ZM203 231V232H204ZM210 231H212V230H210ZM227 231H228V229H227ZM226 231V232H227ZM68 232V231H67ZM95 233V235H94V233ZM100 232H102V233H100ZM203 232H202V234H203ZM185 234V236L184 237H186V240H184V239H182V237H181V234ZM190 233V232H189ZM195 233V234H194ZM227 233H229V232H227ZM103 234V235H102ZM136 234V235H135ZM180 234V235H179ZM192 234V233H191ZM228 235V234H227ZM192 235H190V237H191ZM202 236V235H201ZM205 236H202V237H205ZM221 236V238H223ZM104 237V238H103ZM180 237V238H179ZM183 237V238H184ZM212 237H213V239H212ZM93 238H95V239H93ZM103 238V239H102ZM210 238V239H209ZM87 239V240H86ZM91 239H93V240H91ZM182 239V240H181ZM213 241H212V240ZM185 242H184V241ZM190 240V241H189ZM199 240V241H198ZM204 240H206V241H208V243L206 242V241H204ZM202 243H201V242ZM221 241V242H220ZM224 241V242H223ZM137 242H139V244L136 243ZM195 242V243H196ZM131 243H133V244H131ZM201 243V244H200ZM226 243H227V248L228 247H230V246H228V241H226ZM134 244H136V245H134ZM200 245V246H196V245ZM204 244V245H203ZM214 244V245H213ZM221 244V245H220ZM231 243H229V245H230ZM191 245V244H190ZM194 245V244H193ZM193 245H191V246H193ZM209 245V246H208ZM212 245V246H211ZM216 245V246H215ZM223 245H224V247H223ZM136 246V247H135ZM141 246V247H140ZM232 246V245H231ZM128 247V248H127ZM134 247H135V249H134ZM200 247V248H199ZM205 247V248H204ZM209 247V248H208ZM219 247V248H218ZM189 249V251L187 250V249ZM211 248H214L215 250H217L216 252H220V253H222V252H225L226 251V254L228 255H224V254H222V255H224L221 259H220V261H218L217 262V260H216V258H214L215 256H213L214 254H212V250H213V252H214V249H211ZM129 249H131V250H129ZM186 249V250H185ZM195 249V248H194ZM195 249V250H196ZM221 249H222V251H221ZM231 249V248H230ZM125 250V251H124ZM135 250V251H134ZM193 250V249H192ZM211 250V251H210ZM225 250V251H224ZM124 251V252H123ZM131 253H130V252ZM137 251V252H136ZM135 252V253H134ZM196 252V251H195ZM216 252H215V255H217L216 257H218L219 256V253L218 254H216ZM202 253H204V254H202ZM39 254V255H38ZM126 254V255H125ZM202 254V255H201ZM133 255V256H132ZM191 255V256H190ZM221 255V254H220ZM125 256L127 257V258H125ZM186 256V257H185ZM119 257V258H118ZM150 257H152V258H150ZM212 257L214 258V260L212 259ZM219 257H221V256H219ZM219 257L217 258L218 260H219ZM4 259V260H2V259ZM121 258V259H120ZM125 258V259H124ZM130 258V259H129ZM184 258H187L186 259V261H184ZM189 260V261H188ZM197 260V261H196ZM216 260V261H215ZM119 261H120V263H119ZM164 261V262H163ZM168 261H167V263H168ZM169 261V262H170ZM176 261V262H177ZM198 262V263H197ZM261 262V261H260ZM172 262H170V264H171ZM186 263V264H187ZM203 263V264H204ZM227 263H228V261H227ZM226 264V263H225Z\"/></svg>", "mask_w": 264, "mask_h": 264}]
</instances>
